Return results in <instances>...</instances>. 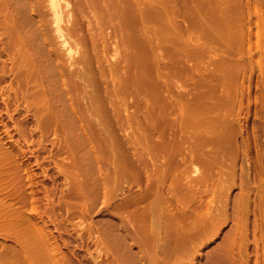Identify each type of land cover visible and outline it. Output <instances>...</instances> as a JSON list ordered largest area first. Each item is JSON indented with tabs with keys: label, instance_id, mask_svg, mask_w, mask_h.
I'll return each instance as SVG.
<instances>
[{
	"label": "rangeland",
	"instance_id": "obj_1",
	"mask_svg": "<svg viewBox=\"0 0 264 264\" xmlns=\"http://www.w3.org/2000/svg\"><path fill=\"white\" fill-rule=\"evenodd\" d=\"M1 1H4V0H0V9L3 10L2 6L7 3H8V6L7 5L5 6H7V8L11 7V9L10 11H9V8L8 9L6 8L5 10V6H4L3 12L4 11L5 12L2 13V10L0 12V16H1L0 17V169H1V172H3V173H0L1 174L0 186H3L5 188V190H3V187H0L2 189L1 190L2 192L5 191L3 193L0 191V196L3 194L2 196L4 197V195H6L7 193L6 195L7 197L5 200L9 199L8 203L7 204L5 203L3 205V201L1 200L3 199V197L0 198V201L2 202V203L0 202V245L2 247L4 246L2 244L7 243L4 247H2L3 249L0 248V251L5 250L6 253L9 254V256L8 255L6 256L4 251L1 252L0 257L1 258L3 257V259H0V263L1 261L2 262L5 261L1 264H8L7 262H9L10 264V262L12 261L11 264H19V263L27 264L28 263L27 260L29 259L30 264H31L32 263L31 260L35 259V261H33L32 264H40L41 263L40 255H42V252L40 249H41L42 244L41 243H40L41 245L38 244L39 239L41 238L37 239V241H36V238H38L41 233L40 228L44 227L45 230L49 229L48 232L49 234H51L49 236L54 237V238H51L53 243L55 241L58 244V246H60V248L62 247L61 249L63 250L60 249L61 252L59 253L61 254L62 252H64L67 254L66 261L70 262V264H151V263L153 264L155 262V258H156V262H155L156 264H264V213H263L264 212V209H263L264 200H262L264 197V0H185V2L183 0H180V1L175 0V2L174 0H169V2L171 1L174 6L176 4L178 5L179 8L177 9H174L177 5L174 7L170 5L171 2L170 3L167 2L169 4L168 6L167 3L161 2L163 0H161L160 2L163 3L164 6L165 4H167L166 8L163 7L161 4H158L160 3L158 2L159 0H156L157 3L155 0H148V2H144L145 0L144 1L140 0V3L143 2V4L141 5L142 8H144V5L146 6L145 7L146 10H144L145 9L144 8L143 12H146L150 15L145 18L146 13H143L144 15L143 23L145 27L143 23H138L140 25H137L138 30H139L138 34H140V36L139 35L138 36L140 38L138 37L139 40L138 41L136 40V41L137 42L141 41V43H138V44L142 45V42L145 39L144 41L145 46L143 45L144 46L143 47L144 49L142 50L143 52L140 50V52L143 53V55L141 53L140 55H142L144 59H140V61L142 60L141 62L142 64H140L142 68H139V73L141 75L140 76L141 82H140L139 88L141 89L139 88H138L139 90L136 89L135 91L136 93H133L135 89L133 87L135 86L132 81L133 78L131 77L132 74L134 73L133 66L132 68H130L129 67L130 63L127 64L128 60L130 61V59H132V55L131 57L127 58L128 56H130L129 54L131 51H129V48H127V51L125 52L126 47H129V46L133 47V45L136 43L135 39L137 38L136 34L134 33V29L137 28V26L133 25L132 28L131 27L129 28V24L132 25L131 22L134 21V20H131V18H133V12L131 11L132 10L131 2L133 4L132 0H130V2H127V5H129V7L127 8L128 9L127 11L130 10L131 13L130 14L129 12L126 13V16H127L126 20L128 21L130 15L131 17H130V23L128 24L129 22L128 21L127 25L125 26V30L127 28L129 32L127 33V30H126L124 32L122 31V33L120 34L118 33L119 32L118 30L116 32V29H114L117 21L119 20L118 18L115 17V19H117L115 22V20L109 19L112 16L109 17L105 21L107 24L106 23L102 24L105 26L104 29H101L103 26L101 24H100L101 28L99 25H98L99 27L97 26V20L99 24V19H97V17L95 18L96 15L93 10V7L91 8L92 5L89 4L90 7L88 6V8L85 5V3H87L88 5V2H86V0H80V2L78 0H69V1L61 0V2L65 1L63 4H61V6L63 5L62 9H64L63 14L61 15L62 20H60V25L61 24L63 25V27L62 25L61 27L63 29L65 28L64 30H66L73 23L74 25L72 24L73 27L72 28L70 27V29L73 30L74 27L75 29L78 28L77 29L78 31L75 30L76 33L72 31V33L75 34L74 36H78L79 32L80 34L82 33V34H87V35L92 33L91 34V37L93 36L92 39L94 38L97 39V40L94 39L93 41L96 40L98 42V46L95 45L97 44L96 41L94 42V45H92L93 41L92 39H89L90 35L87 36V39L86 38L84 39L83 37L84 36L86 37V35L79 34L80 36H83L81 37L82 41L83 42L84 40L86 41V44L83 45L81 38L79 39L78 37L80 41L78 39L77 40L79 42L77 40L75 41L70 38L72 36L71 34V36L69 37L70 38L69 41L70 43L72 42L73 44L75 41V44H74L75 46L72 43L69 45L70 46L72 45L71 47L75 49L77 47L76 49L77 51L74 50L73 52L71 50L72 52L70 53L67 50V46L65 48V46L61 45L60 43L61 42L60 38L55 29L56 27L54 26L56 22H54L53 19L55 18L54 16H51L52 9L50 8L49 4L48 5L45 4V3H49L47 0H42L43 2L46 1L44 3H41L42 2L41 0L40 2L37 1L36 4H39V5H32V3L35 4L36 0L35 1L30 0V2H32L30 3L31 9L29 7L30 5H28V0L27 1L22 0L23 7L20 5L21 0H19L20 2L16 1V3L14 0H11V3L14 2V5L13 3L12 4L10 3L11 6L8 2L10 0L8 1L5 0L4 3H2ZM151 1L153 2V4ZM17 2L19 5L17 4ZM25 2H27V4ZM81 2L83 3L84 7L87 8V10L83 6L81 8V5H82ZM40 3H41V6H40ZM145 3H148V7H147V4ZM155 3H156L155 5L156 8H158V5L159 7H163V9L165 8L166 10H168V7L169 8L171 7L169 11L173 10V14L175 15L173 16L175 18H173L171 16L172 14H170V12L172 13V11L169 12L170 14L169 17H172L173 21L175 19L176 22L175 21L174 22L177 24L176 26L178 28L177 31L183 32V34H180V33L178 34L181 37L184 35L183 38L179 37V35L174 34L175 32L177 33V31H176V28L175 27L173 28L172 26L173 21L171 20V18L169 19L167 17L168 11L166 13V10H164V13H163V10H162V12H160V15H161L160 17H159V14H156L158 11L155 13V8H154ZM151 4L153 6H151ZM24 5L25 6L27 5L26 8ZM18 6H21L19 7V10L17 9ZM33 6L35 7L39 6L41 8L40 10L41 12L43 11L42 9L45 8L43 14L38 10L39 7H37L36 10L33 11L35 9ZM15 8L20 12H18L17 10L15 11ZM152 9L154 10V13H152L153 12ZM158 9L159 11H161L160 10L161 8H158ZM11 10L14 12H12ZM37 11H39V13ZM45 11L46 13L48 11L47 15H44L46 14ZM11 12L13 13V16H9V14L12 15ZM16 12L18 13V16ZM24 12L25 14H23ZM33 12L36 13V15ZM14 13H16L15 16L17 17L21 16L22 14L26 16L25 18L24 17L15 18ZM19 13L21 14L19 15ZM37 13L38 15L42 14L41 16L44 15L45 19L46 20L49 19V21H46L45 19H43L44 17L41 18L40 16H37ZM162 13L163 15H165L166 13V15L164 16V19L162 18L163 17ZM5 14H8V15H5ZM31 15H32V18H31ZM34 15H35V20H34ZM3 16H6V17L8 16L9 18L8 17L7 18L9 20L11 19L10 20L11 22L16 21L15 22L16 24L13 22L14 23L13 25L11 22L6 21L7 18L6 17L4 18ZM11 17H13L15 20H12L13 18ZM165 17L169 19V20L167 19V22L169 21L170 24L164 22L166 21ZM67 18L70 20L68 21ZM16 19H18V21ZM19 19L21 20L19 21ZM37 19L41 21V23ZM40 19H42L43 21L45 20L47 22L46 23L47 25L45 24V21L43 23V21ZM111 19H114V18L112 17ZM31 20H34L33 23ZM51 20L53 21L51 22ZM161 20H164L163 22L166 23V25L164 24L165 26L167 25L169 26V27L167 26V31L166 30L161 31L163 30L162 27L166 29V27L161 25L163 24ZM28 21L30 22L27 27ZM35 21L39 22L40 26L37 24L39 29L41 28V26L43 27L46 26L44 29L45 32L44 30H41L43 29V27L40 29V31L39 29L37 30L36 23L38 22H35ZM18 22H20L21 24L20 23L18 24ZM90 22L92 24L95 23L96 27L98 28L94 27L95 24L92 27ZM22 23H23V26H22ZM12 26L13 28L16 27V29H17V26L18 28L19 26H22V28H19V30L21 29L22 33L20 32L21 33L20 34L19 30L12 29ZM33 26L36 29L37 33L38 32H40V34L46 33L45 35L44 34L39 35L38 33L40 37L42 36L41 39L38 36L39 42H38V38L36 35L37 33L35 31H34V35L36 37L32 36L33 30H34ZM139 26L147 29L145 33L143 32V30L145 29L141 28L142 29L141 31L144 33V35L142 32L140 33ZM170 26H172V30L170 29L171 28ZM23 28H25L24 32H23ZM168 28L170 29L171 32H173V29H174L175 32L173 34L176 35L175 38L178 36L179 38L177 39L181 40L180 42H178V40L174 38L173 41L175 42V44L178 45V44H182L186 42L185 44H188V46L184 44H183L184 46L180 45L178 49H181V50H177V48H175L176 45L172 44L174 43L172 42V36L174 37V35L171 32L170 33L172 35L168 34L169 32ZM180 28L181 29L184 28L185 31L183 30L180 31L179 30ZM10 29L12 33L10 32ZM187 29L189 30L187 31ZM15 31L18 32L20 36L16 34ZM29 31L31 34L29 33ZM159 32L160 33L162 32V33L160 34ZM163 32L164 33L167 32L168 36L166 35L164 36ZM184 32L189 36L184 34ZM187 32H189L190 34H188ZM110 33H114L115 36L119 34L120 37L123 35V33H125V35L126 33L130 35L133 33L135 34L134 35L135 38H133L134 42H132L133 40L131 38V36L133 35L132 34L131 36L127 35V39H125L127 42L126 43L127 46L125 45V42H124L125 40L121 41L120 37L119 39L117 38V43L115 44L116 42L115 38L118 37V35L115 37L114 35H111ZM146 34L148 35V37ZM157 34L161 35V36L158 35L160 39H157L159 38L157 37ZM21 35H24L29 41H27L25 37L22 38ZM102 35H106V36H102ZM185 35L187 37H185ZM18 37L20 38L18 39ZM49 37L52 38V41L54 43L52 41H49L51 40ZM102 37H105L104 39L107 38V40L105 41L106 43L105 42L102 43V40H101L103 39ZM129 37L130 39H132L131 41L130 39L128 41ZM31 39H33V41H36L38 44L37 43L35 44H37L38 46L35 45ZM150 39L153 42V44L156 45L155 48H154V45H151V42L149 41ZM184 39H186V41ZM13 40L14 42L16 40V42L15 43L13 42L11 44V41ZM40 41L42 42V44H39L41 43ZM45 41L51 42L52 44L49 43L50 46L51 45L53 47L55 46L53 48L54 53L58 55L60 54L59 56L55 55V57L58 59V61L60 60L64 62L65 65L64 64L61 65L60 61L58 63L57 59L53 56L54 53H52V56L56 59V62L58 64H56V62L54 61L55 59L52 56L51 57L48 56V58L50 57V59L46 57L47 55H50L49 50L52 47L49 48V46L45 44L46 43ZM227 41H230V43L232 42L231 44H234V45H230V44L228 45ZM24 42L27 45L24 44ZM118 42H124L125 46L123 45V43H121L123 45L122 47V45ZM129 42H132V43H129ZM148 42H150V44H147ZM29 43L31 44V46H35V47L33 48L30 47ZM43 43L46 46H48L49 50L45 49L46 46H44ZM76 43H81V44H79L78 46V44ZM128 43H129V46H128ZM13 44H16V45L14 46ZM166 44L168 46H166ZM85 45L86 47H84ZM169 45L172 49L169 47ZM93 46L94 48L97 47L95 51L91 49V47ZM163 46L165 47V49L169 47L172 51L176 49L175 52L177 51L178 53L180 51L183 52V50L185 52L183 53L181 52L182 55L178 54L177 52L174 54V52H172L171 50L167 52V49L165 52V50H163L164 48ZM200 46L202 47L200 48ZM37 47L41 49L39 50V48ZM131 47H130V50L132 49ZM181 47L183 48V50ZM29 48H31L30 49L31 52L28 51ZM14 49H15V52H14ZM18 50L20 52H18ZM35 50L36 51L38 50V51L36 52ZM41 50L44 51V54H43V51ZM10 51H12L13 53ZM40 51L43 55L44 60L42 59V55ZM66 51L69 53V55L68 53H66ZM87 51L92 56H90L87 53ZM128 51L129 53H127ZM23 52L26 55H24ZM45 52L48 53L46 56H44L46 54ZM84 52L85 54L87 53L90 57H92V59H94L93 56L95 55L94 57L100 58V60L98 61V59L97 60L95 59L98 62H95L94 60H92V62L94 61L92 65L90 64L91 58L87 55V58H90V60L86 59L85 58L86 55L83 54ZM124 52L127 53L125 55H128V56L125 57ZM16 53H17V56H16ZM12 54H15V55L12 56ZM29 54H35V55H29ZM70 54L72 55V57H70ZM176 54L178 55L175 56ZM81 55H85L84 56L85 61L89 62V67L87 66L88 63L87 62H86L87 64L85 63L86 68L87 67L90 68L91 66H94V64L96 65L95 67L99 65L98 66L99 69L105 68V70H101L103 72L102 73L103 75L100 74L101 71L98 68L97 70L95 67L92 69L96 73V75L90 69L91 70L90 73H93V78L95 77L93 80V83L92 81H90L92 79V74L85 71L88 68L87 69L85 68V65L83 64L84 61L83 63L77 62L78 61L77 58L84 59L83 56ZM179 55L181 59L183 60V63ZM219 55L222 56V59ZM35 56L37 57L34 59L33 57ZM40 56L42 60L40 59ZM58 57H61V58H58ZM176 57L177 59L179 58L178 61H181V63L179 62V65H178V62L176 61L177 59L174 60V58ZM217 57L220 60H218ZM51 58L53 61L51 60ZM169 58L171 59L169 61L167 60L168 62L166 63H171L169 64L170 67L168 64L167 66L166 63H164L165 60ZM223 58L225 60H223ZM74 59L75 60L77 59V60L75 61ZM116 59L117 60L119 59L118 63L120 65L116 62L117 61ZM46 60L47 62L44 63V61ZM48 60L50 62L49 64L50 67L47 66ZM39 61L41 62L39 63ZM69 61L71 64L69 63ZM73 61H75L77 64H75V62ZM37 62L39 63V65ZM112 62L113 63L116 62L115 65L117 69L118 70L120 69V71L118 70L116 71L118 72L119 75H114L115 77L117 76L116 78L113 76L115 83L113 81L111 83L112 76L110 74L111 73L112 75L115 74L113 72H115L116 70L115 69L116 67H115L114 68L115 70L113 71L114 64ZM33 63L34 65L32 66ZM78 63H80L81 65ZM96 63H99V64H96ZM217 63H220V64H217ZM20 64L24 67H22ZM40 64L42 65L40 66ZM72 64H74V67H72L73 66ZM82 64L84 65V67H82L83 66ZM100 64H101V67L102 65L104 67L101 68ZM123 64L124 66L125 64L128 65V67L130 68L129 69L130 72H127L129 71L128 69H126L128 67L125 66L126 67L125 68ZM181 64H183V68ZM191 64H192V67L193 65L195 66L194 70H197L198 72L197 74H196V71H194L193 68L190 67ZM229 64H231V66ZM53 65H58V67H55L54 69L56 68L59 69V66L61 67L64 65L65 66V67L63 66L64 69L63 67L61 68L66 74H62L63 71L60 72L61 71V68H60L59 70L61 74V78H60V75H58L59 74L58 71H57L58 74L54 73L56 72V70H53ZM109 65L111 67H109ZM118 66L120 68H118ZM159 66H162V67H159ZM196 66H197V69H195ZM233 66H235V68ZM35 67H37V69ZM39 67L40 69H38ZM45 67L47 68L49 67L50 69L48 68L49 70H46L47 68ZM75 67H77V70L76 69L75 70L78 75L80 72L79 69H82L83 71V69L85 68L84 71L86 73L84 71L83 72L81 71V73L90 74L91 77L88 75L90 80L88 79L87 82L79 81L78 75L77 74L75 75L76 72L74 69H72L74 70V75L77 77L75 78V76L73 75V71H70L71 68H75ZM173 67H174V70L172 69L171 70L172 72L170 70L168 71V73L166 72L168 68L170 69ZM227 67L230 69H227ZM232 67L234 69V72H233ZM175 68H176V71H175ZM188 68L189 70L192 68L191 72L193 75L195 73L194 76L196 78L198 77L196 75H199V74H202V76L209 75L210 78L206 76L207 78L210 79L209 82L207 83L208 79L204 78L205 76L203 77L199 76L198 79H200L201 82H199L198 79L194 78L196 81L198 80L197 82L195 81V83H197L198 85H195V83H193L194 76L193 75L191 76V72L189 70H186L187 74H185L186 71L184 70ZM31 69L33 70V73ZM65 69H68V71ZM159 69H161L160 71L162 70L164 71L158 72ZM180 69L181 71H179ZM50 70L51 72L49 73ZM90 70L88 69V71ZM95 70L99 71V73L96 72ZM131 70L133 71L132 74H131ZM228 70L229 71L231 70L233 73H230L231 71L229 72ZM52 71L55 75H58L59 77L55 76L52 73ZM209 71L211 72V74H209L210 73ZM22 72H24L25 75ZM69 72H71L72 76L74 77H71ZM119 72H121V75L123 74L125 77L131 74L130 75L131 78H128L129 76L126 78H123V75L121 77ZM122 72H124L126 75ZM163 72H166L167 75L165 73L163 75ZM127 73H130V74L127 75ZM158 73H160L163 76L158 77L159 76ZM170 73H173V75H171ZM214 73L215 75H213ZM30 74L33 75L34 77H37L39 75L37 77L39 78L38 81H37V78L29 76ZM45 74H47L51 78L47 77V75ZM49 74H52V75L50 76ZM22 75H23V78L25 77L24 78L25 81L24 79H22ZM62 75L63 76L67 75L68 77L67 76L63 77ZM101 75H102V80L100 78ZM165 75L167 77L169 76V79L166 77L168 79L167 81H169L171 78V82L170 81L166 82V78L165 80L164 78H162ZM19 76H21V78ZM96 76L99 77V80L98 78L96 79ZM119 76L122 79V81H125V80L128 82L130 81L129 82L130 84L132 82L131 87L128 86L129 84L128 82H127L128 84L126 83V81L122 82L120 78H118ZM213 76L214 77L216 76V79L213 78ZM62 77H63V80L65 79L66 81L65 85L66 87L68 85V88H65V85H63L65 81L63 82ZM65 77L68 78V80L70 81L69 84H71L70 85L71 89L69 87L68 80ZM223 77H226V78H223ZM231 77L232 78L234 77L233 78L234 80H232ZM30 78H32L33 80H31ZM117 78L122 82L120 83L121 84L120 87L122 86L123 88H125L126 90L125 92L122 87H121L122 89L121 88L118 89L119 87L118 80H116L117 84L115 81V79ZM145 78H147L145 80L146 82H149V81L151 82L146 84L143 81ZM227 78L230 81H228ZM45 79H49V81L46 82ZM53 79H54V82H53ZM59 79L62 81L58 82L57 80ZM162 79H163V82L165 83L162 82ZM204 79H207V80H204ZM73 80L77 81L76 83L79 85L81 83L80 86L82 87L78 86ZM39 81L41 82V84ZM71 81L73 83H71ZM98 81H100L101 83ZM106 81L108 82L107 84L105 83ZM23 82L24 83L26 82V83L24 84ZM37 82L39 83L37 84ZM56 82L58 83L56 84ZM61 82H63L62 86L65 89H67L68 92L71 90L70 91L71 94L70 93L68 94L65 90L63 91L64 89L63 87H60L61 89L59 88V86H61ZM155 82H157V84L159 83L160 84L155 87L154 86ZM54 83L56 84L55 85L56 88H54ZM88 83H92L93 85H96L97 87H91L92 85L91 86L89 85V86L94 89L97 88L95 89V91L99 93L94 94L93 92L95 91L90 90L91 88L88 87L87 85ZM168 83L170 85L172 83L174 88L171 86L168 87L169 86ZM82 84L83 85L86 84V85L83 86ZM124 84L125 85L127 84V88L126 86H124ZM144 84L145 86L152 84L151 87L152 88L155 87L154 90L149 87V91L154 92L155 90H157V88H158V91L157 92L155 91L154 94H151L152 92H150V94L148 93L146 94V91L148 90V86L146 89V87L143 86ZM38 85L40 86L38 87ZM51 85H53V87ZM164 85H167L168 87L167 90H166L167 87H165ZM45 87L48 88V91L50 89V91L49 92L46 91L47 88L45 89ZM235 87L239 89V91L235 89ZM51 88H54L55 90L54 89L52 90ZM159 88H161V90L163 91H160ZM229 88L232 92H234V95L229 96V93L231 92L230 90H228ZM232 88H234V90H232ZM58 89L61 91H57ZM130 89H131V92H130ZM174 89L175 91H173ZM51 90L53 91V93L57 92L56 93L57 97L55 96L56 94H52V98L55 97L57 101H55L56 99L52 100L51 98H49L51 97V93H52ZM81 90L84 93H86V90H88L87 93L85 94V97L87 96L88 99L95 97V96L92 97L91 94H90L91 97H88V93L97 95L98 100L96 99L97 96L93 98L94 100L96 99L98 101L97 102L95 100L97 104L95 101L91 102V99L89 101L87 98H85ZM105 90H106V93L108 94L110 92H112V94L116 93L115 94L116 96H113V98L111 99L112 97L111 94H109L110 95L109 97L108 94L104 93ZM62 91L64 93V97L62 96L61 98L60 96L63 94ZM138 91L139 92L141 91V94ZM159 91L161 92V94ZM182 91L184 92L183 94H182ZM65 92L68 94L69 98L65 97L67 96ZM101 92L103 93V96L106 95L105 96L106 98L105 97L102 98L103 96H101L102 94ZM46 93H47V96H46ZM118 93H120L121 95ZM138 93L140 94V98H138L139 96H137ZM165 93H168V94H165ZM199 93L203 94V95L201 94L202 97L199 96L200 95ZM99 94H100V97H99ZM133 94L136 95L137 97L133 96ZM179 94L180 96H178ZM197 94L199 97L198 96L196 97ZM166 95H168L169 97L173 95L174 96L169 98V97H166ZM58 96L61 100L58 98ZM108 97L112 100L113 103L110 102ZM179 97H182V101H179L181 99ZM44 98L47 103L48 102L50 103L51 101L53 105L50 106L51 103L47 104L46 102H43ZM64 98H68L69 100L68 106L66 104L67 102L62 103V101L63 102L67 101V100H63ZM81 98H85V101L84 99H81ZM136 98L139 100L137 101ZM166 98L168 101L162 102L164 101V99L166 100ZM183 98H186V99L184 100ZM102 99L103 100L105 99L104 100L105 102ZM140 99L142 102L140 101ZM169 99L172 101H170ZM173 99L174 101L176 100V102L179 101V104L174 103ZM82 100L84 101L83 104H86L87 107L89 106V111H90L89 114H88L89 111L87 110V107L83 106ZM99 100L100 101L102 100L103 104ZM115 101L118 103V105ZM169 101L173 104L169 103ZM183 101H185L184 102L185 104L183 105L184 107L182 106L183 103H181ZM40 102H41V105H40ZM86 102L90 103L91 105H87ZM93 102L94 104L99 105L100 108H102V106L105 105L103 107L104 109L106 108L105 110L103 108L102 109L98 108L99 110L97 109V111H99L100 113L101 112L105 113L106 111H109L110 108L112 109L109 111L110 113L107 112L108 114L103 113L104 117L103 116L101 117L100 114H98L100 116H95L93 114L94 113L93 108L91 109ZM166 102L169 104H167ZM108 103L110 104V107H106V106H109ZM155 103L156 104L158 103V105L156 106ZM113 104L116 107V109L118 107L119 111L121 112L119 113L121 116L117 114L116 112L118 109L113 111V109H115ZM139 104H141L140 111H139L140 107H138ZM64 105L67 107L69 106L71 107H69V109L66 107V109L63 110L62 108L65 107ZM133 105H136V107L135 106L133 107ZM159 105L160 106L162 105V107L160 108ZM168 105L170 107H167ZM179 105H181L183 109ZM57 106H61V107L58 109ZM158 106L159 108H157ZM53 107H55V109ZM83 107H86V108L84 109ZM153 107L154 109H152ZM43 108L47 110L45 111ZM71 108L73 110H71ZM133 108L134 109L136 108V109L133 110ZM162 108L166 110L163 111ZM167 108H170V110L169 109L167 110ZM175 108H177V112ZM81 109L84 111V113ZM151 109L154 111L152 112ZM159 109H161L160 111H163V112H160ZM39 110H41L43 113L45 111V114H43ZM149 110L151 112L150 114H148ZM91 111L93 115L91 114ZM112 111L113 113L114 112L116 113L117 120L114 119L113 115H115V113L113 114ZM135 111H137L136 113L141 116H137L135 114ZM46 112L47 113L49 112V113L47 114ZM146 112L147 114H145ZM132 113H134V115ZM129 114L131 116H129ZM40 115H46V116H43L42 118V116L40 117ZM87 115L88 116L90 115V116L88 117ZM106 115L109 116V118H107L108 120L106 119L107 117ZM110 116H112L113 119ZM90 117H92V119ZM93 117L94 118L99 117V119L98 118L94 119ZM130 117H136V118L138 117V118L137 119L135 118L136 119L135 120ZM38 118H40L42 121L39 122ZM103 119L104 121L110 122L111 124H112L111 120H113V126H115L116 129L115 128H113L114 130L110 129L112 128V125L110 123L109 124L107 123L108 125L106 124L105 126L104 125L105 122L102 121ZM138 119H140L139 122H141L140 123L141 126L139 125V123H136L138 122L137 121ZM99 120H101V122ZM97 121L98 123L103 122L102 125L107 127L109 131L104 132L103 129H107V128L99 124L100 126H102L101 129L104 127L102 129L103 131L102 133V131L99 129L100 126L98 125V123L96 124ZM225 121L226 123L228 122V124L226 123L225 124L229 125L230 127L225 126V125L224 126L220 125V123L222 124ZM114 122L116 123L114 124ZM217 123H219V126ZM216 124H217L216 127H219V128L215 127ZM133 125H137V126L135 127ZM96 128L99 129L98 130L99 132L97 131ZM225 128L228 130H226ZM215 129L216 130L219 129V131H221V129H223V131L225 130L228 133L226 134L229 135L230 139L228 137H224L225 135L223 134H225L224 133L225 131L224 132L221 131L218 133V131L215 132ZM115 130L116 132H113ZM211 132H213L215 135L216 134L219 135V137L221 133V137L219 138L216 135L217 136L216 138V136L212 134ZM102 134H104L106 137H104V135ZM110 135H112L111 136L112 140L110 139ZM183 136H186L187 139H183L185 138ZM208 136H209V139L205 138ZM180 137L182 139H178ZM192 137L194 140L191 139ZM222 137H224V139ZM107 138L110 141L109 140L107 141L106 140ZM227 138L231 140L229 141L230 143L226 140ZM205 139L210 140V141L208 142ZM215 139L216 141H220L221 139H222V142L226 141L227 143L226 145L228 146L229 144V147H226V149L224 148L225 145L221 147L220 144L222 142L216 143V141H214ZM179 140H180V143H179ZM105 141L108 142V145H111V144L113 145L114 143V146L113 147L111 146L112 148H110L111 151H109L110 146L107 147V143ZM176 141L178 143H176ZM213 142H215L216 144L219 143L218 145L222 149H224V151L227 150L228 153L226 151H225L226 153H223L224 151H221L222 149L218 147V145L216 146L215 143ZM193 144L195 145L193 146ZM221 145H223V143ZM142 148L144 151L142 150ZM182 148L185 150H183ZM189 148L190 150H192L191 152H193L194 150L193 153L195 154L193 155L195 156H193L192 154L190 155L191 152H189L190 151L188 150ZM177 149L179 150L177 151ZM180 149H182L183 152ZM216 149L217 150L220 149V152H218ZM146 150H148L149 152ZM111 152H112L111 154L112 156L110 155ZM216 152L217 154L221 156V158L219 155L216 154ZM113 153L117 154V157H116L117 161L115 158L116 154H113ZM188 155L193 156L195 158L189 157ZM205 155H207V157ZM216 156H217V159H216ZM209 157H211V159H213L214 161L210 160ZM223 157H225V159H223ZM118 160L122 162L123 164L119 163ZM176 160H177V163L179 162L181 165L176 164ZM179 160L180 161L182 160L183 162H180ZM206 162H208V165H210L209 171H208L209 168H208V165H206ZM113 163H115L114 166H112ZM222 163H224L223 166L221 165ZM160 165H162V167ZM15 168H17L18 170ZM114 168L115 170L116 169L117 170L115 171ZM120 168H121V171H120ZM228 168H230L229 169L230 171L227 170ZM111 170H113L114 172ZM15 171H18L19 174H13V173H17ZM241 171L243 172V174ZM131 172H134V173H131ZM145 172L146 174H144ZM234 172L237 174L236 176L233 175L234 176L233 178L231 177L230 174ZM240 172L242 175L239 174ZM111 173H113V175ZM210 173L211 174L213 173V175H211ZM244 173H246L245 176H244ZM247 174L253 179H251ZM210 175L211 176L217 175L218 177L215 176L216 178L215 177L214 178L218 182L215 181L213 177H210ZM224 175H227L228 177ZM239 175H241V177ZM16 176H18V178H16L18 179V181L16 180L15 182H11L14 184L18 183L16 185V188H14L15 186L12 185L10 181H14L13 177L15 179ZM206 177H208V179ZM229 177L231 178V180ZM235 177H237L238 179ZM242 177L243 178L247 177V178H245L246 179L245 180ZM163 179H165L166 181ZM234 179L235 180L237 179L236 182ZM19 180L24 183L22 184V186H20L21 184L19 185V183H21ZM161 181H163L164 185L161 184ZM211 181L212 182L214 181L215 184L212 183L210 185ZM226 181H230V182H226ZM231 181H234V182H231ZM206 182L209 185L206 184ZM154 183H156L154 186L155 188L157 187V183H158V186L160 187L163 186L162 188L165 191L162 190V188L160 187L159 189L155 190V188L153 187ZM219 183L220 185H218ZM222 183L224 184V186ZM230 183L231 184L234 183V184L230 185ZM204 184L207 185L206 188L204 187L205 186ZM237 184L238 185L240 184L244 190H242V188H240V185L238 186ZM256 184L259 185V188L257 187ZM18 185L19 187H21V189H24L27 192L24 193L18 187ZM212 185L214 186L212 187ZM216 185L218 188L216 187ZM226 185H227V188H226ZM255 185L257 188L255 187ZM23 186L25 187L22 188ZM208 186H211L209 187L210 189H208ZM248 186H253V187H250V189H248L249 188ZM17 188L21 192H23L24 195L22 194L23 195L22 196L20 192V196L21 198L23 197L24 199L22 198L21 200L20 196L17 197L19 195ZM252 188L254 189L252 190ZM14 189L17 190L16 195H14L17 197V198L15 197L16 200L10 194ZM72 189L73 191H71ZM147 189L150 192H148ZM238 189H241V190H238ZM255 189L257 190L256 193L253 192ZM228 190L230 193L228 192ZM245 190H246V193H249V191L252 192V193L250 192L249 194V195L252 194L250 196L251 203L250 202L248 203L249 204L248 207L250 208V211L248 208L249 212L248 211L245 212L244 211L245 209H243L245 205L247 206V202L246 201L241 202V200L243 201L242 199L243 196L246 194ZM29 191H31L30 195L28 193ZM140 191H142L144 194L147 192L148 193L147 195L143 196V193H141ZM32 192L35 193V195L33 194L34 196H32ZM151 192L154 193L153 197H152L153 193ZM157 192H159L158 195L156 194ZM207 192L208 193L210 192L209 194L211 196H209ZM236 192H237V195L239 194L238 195L239 197L236 195ZM240 193H244V194H241L242 197ZM25 194L26 195L28 194L30 197L28 196L25 198L26 196ZM160 195L162 198L159 197ZM228 195L230 198L232 197L234 199L231 198V201H230ZM235 195L239 199L234 197ZM254 195L256 196L254 198L255 201L252 198V196ZM259 195L262 197H260ZM207 196L209 197V200ZM32 198H34L35 200ZM134 199H137L138 202L137 200L135 201ZM211 199L212 200L214 199V202ZM236 199H237V203L235 202ZM33 200L37 204H35ZM12 201L13 203H10ZM16 201L18 203L20 201H23L24 205L23 203L20 202L21 205L23 206H21L20 203H19V206L22 207L25 211H28L30 215L27 214L28 212L24 214L27 215V217H30L32 220L30 218L28 219L30 221H33L35 224L38 222L37 226L33 228L32 227L33 222L28 221V223L26 224L27 226L30 225V223L32 224L30 225L32 228L26 227V229L28 228L27 229L28 234H27V231H24L25 230L24 226H19V225H25V223L23 224V221L27 217L24 215V217L26 218L22 219V216H23L22 213L25 211L23 209L21 210V208L17 206L18 203ZM28 201L29 202L31 201V203H29ZM238 201H240L239 203L241 204L244 203L243 207L241 204L239 207ZM254 202H256V204L258 203V205L256 206V204H252ZM15 203L17 205H15ZM209 203L211 206L209 205ZM232 203L234 204L233 207H232L233 205ZM29 204H32L33 207ZM205 204H208V205L205 206ZM6 205H7L6 209H3V207L5 208ZM81 205H82V208H85V209L82 210ZM134 205L136 206L135 208L136 212L134 210L131 211ZM236 205L238 207L234 210V207H236ZM259 205L261 206L259 207ZM35 206H37L38 209ZM151 206H153V210L155 211V213L146 214L143 217V214H145L146 212L150 213L152 209ZM14 207H17V208H14ZM10 208L11 209L14 208L17 210L19 209L22 212L18 211V214H16L17 212L12 211ZM25 208L28 210H26ZM220 208L221 209L223 208V211H221ZM29 209H32V210L29 211ZM139 209L141 211L138 212ZM147 209H149V211ZM1 210L3 211L1 212ZM219 210L221 212H218ZM10 211L12 212V214H16V215L15 216L12 215ZM195 211L197 213H195ZM237 211H240L241 214L237 213ZM4 212L6 215L9 214L8 216H9V219L11 218L10 220L8 219V216L6 218V215L4 214ZM207 212H209V214ZM244 212L245 214H242ZM135 213L137 216H134ZM10 215H12L13 219L15 217L17 218L19 217L20 220H17V218H15L14 221L16 222L17 220V222H19L20 224H18L17 222L14 223L13 221L10 222L12 220V217ZM8 222L12 223V225ZM25 222H27V220ZM207 222H209L210 224ZM206 223L209 225V227L206 226L207 225ZM3 224H5L6 226ZM7 224L9 227L7 226ZM18 226L23 228V230L20 229L19 231ZM6 227L8 229L12 228V229H9L10 230L9 233L11 232L10 233L11 235L9 236L7 235L9 233ZM2 228L3 229L5 228L6 230L5 233L9 237L8 239H6L7 236L3 238L4 233H3ZM36 229H38V231ZM12 230L15 231L16 233L14 232L13 234ZM22 231H24L23 234H25L26 232V235H25L26 237H24V235L21 233ZM195 231L197 234L195 233ZM36 233L39 235H37ZM191 233L194 234V237L192 239L186 240L187 235ZM179 234H180V237L181 235L183 236L182 241L180 240L181 239L180 237L178 238ZM17 235L19 238L21 236L22 237L21 239L23 238L26 239L28 235H31L28 238L30 240L33 239L35 241V244H34L35 247L36 245L37 247H39L38 245H40L39 247L40 249L37 247H36L37 249H34L31 247L32 250L31 249L30 250L32 251V253L30 250H27L28 252L23 253L21 250V242L19 241V239L11 240V238L15 236L17 237ZM185 235L186 237L184 239ZM41 236L42 235H40V237ZM55 237H56V240H55ZM144 237L146 238L144 239ZM149 237L150 239L147 240V238ZM57 239L60 242V244L57 242ZM183 239L185 242H183ZM30 240H28V242ZM33 240H31L30 243ZM41 242L44 244V240H42ZM12 244L17 245L16 247L15 245H13L15 249L12 248L13 247ZM180 244L182 245L180 246ZM9 245L12 247H6ZM175 245H177V247L180 246V248L178 247L179 249H176ZM30 246L32 245L30 244L29 247ZM168 251L171 252V254ZM9 252H12V253H9ZM21 253L23 254L20 256ZM28 253H30V255H28ZM33 253L36 254L35 257ZM10 254H11V257H10ZM163 254L165 255L167 254V256H165L164 258L161 256ZM4 255L6 258L4 257ZM23 255L25 258L23 257ZM15 256H18V259L17 257L15 258ZM29 256L31 258H29ZM36 256L38 257V259ZM4 258L7 260H4ZM11 258L12 259L14 258V259L12 260ZM15 259L17 262H15ZM25 259L27 260L25 261ZM20 260L21 261L23 260L24 263L20 262ZM149 260L151 262H149ZM162 260H165V261H162ZM66 261H63L62 263L67 264L68 262ZM55 263L58 264V262H54V264Z\"/></svg>",
	"mask_w": 264,
	"mask_h": 264
},
{
	"label": "bare ground",
	"instance_id": "obj_2",
	"mask_svg": "<svg viewBox=\"0 0 264 264\" xmlns=\"http://www.w3.org/2000/svg\"><path fill=\"white\" fill-rule=\"evenodd\" d=\"M4 1H5V0H4ZM4 1H1V2L4 3ZM7 1H8V0H7ZM7 1H6V3H7ZM14 1H15V3H16V1H19V0H14ZM26 1H27V0H26ZM31 1H32V0H31ZM33 1H35V0H33ZM37 1L40 2V0H36L35 4H33L32 2H30V0H28V5H30V6H29L30 9H31V4H30V3H32V5H39V4H36ZM41 1H42V0H41ZM47 1H48L49 3H45V4H46V5L49 4L50 8L52 9V10H51V11H52V13H51L52 15H51V16H54L55 19H53V20H54V22H56L55 25H54L56 28H55V27H54V28L56 29V31H57V33H58V36H59L60 41H61V42H60L61 45L65 46V48H66V46H67V50L69 51V53L72 52V51L74 52V50L77 51V50H76L77 47H76V49H75V48L71 47L72 45H71V46L69 45V44L72 43V42L70 43L69 40H70V38H71V39H73V40L76 41V40L78 39V37H79V39H80L81 37H83V36H80L82 33L80 34V32H79V33L77 32V33H78V36H74L75 34H73L72 31H73L74 33H76L75 30H77L78 28L75 29V27H74L73 30H71L70 27H71V28L73 27V26H72L73 23L70 25V27L67 28V29H69V30L66 29L67 31L64 30L65 28H64V29L62 28V27H63L62 24H61L62 27H61V25H60V20H62V19H61V15L63 14V10H64V9H62V6H63V5L61 6V4H63L65 1H64V2H61V0H47ZM67 1H69V0H67ZM67 1H66V2H67ZM78 1L80 2V0H78ZM78 1H77V3H78ZM132 1H133V4H132V2H131V9H132L131 11L133 12V18H131V20H134L133 22H131L132 25L129 24V23H130V17H131V15H130V17H129V19H128L129 22L126 20V19H127V18H126V17H127V16H126V13H128V12H129V14L131 13L130 10L127 11V10H128L127 8L129 7V5H127V2H130V0H86V2H88V5H87V3H85V5L87 6V8H88L89 4L92 5L91 8L93 7V10H94L95 15H96V16H95V15H94V16H95V18L97 17V19H99V24H98V20H97V26H98V25L100 26V24L102 25V24L106 23L105 21H106L109 17H111V16H112L114 19H111L112 17L109 18V19H110V20H115V22H116V20H117V19H115V17L118 18L119 20L117 21V23H116L114 29H116V32H117V30H118V31H119L118 33L120 34V33H122V31L124 32V31L127 30V28H126V30H125V26L127 25V22H128V24H129V28H130V27L132 28L133 25H136V26H137V25H140V24H138V23H143V22H144V20H143V19H144V17H143V16H144L143 13H146V12H143V9H144L146 6L144 5V8H142V6H141V5L143 4L142 1H144V0L141 1L142 3H140V0H132ZM155 1H156V0H155ZM155 1H154V2H155ZM160 1H161V0H159L158 2H160ZM164 1H165V2H164ZM179 1H180V0H179ZM183 1L185 2V0H183ZM8 2H9V4H10V3H11V0L8 1ZM19 2H20V1H19ZM44 2H46V1H44ZM44 2L42 1L41 3H44ZM144 2H148V0H145ZM151 2H152V1H151ZM161 2H163V3H167V2H168V3H170L171 1L169 2V0H168V1H167V0H163V1H161ZM161 2L158 3V4H161L163 7L166 8V5H167L168 3L165 4V6H164L163 3H161ZM174 2H175V0H174ZM2 3H1V4H2ZM12 3H13V5H14V2H12ZM12 3H11V4H12ZM21 3H22V0H21ZM21 3H20V5L23 7V3H22V4H21ZM25 3L27 4V2H25ZM25 3H24V4H25ZM41 3H40V6H41ZM81 3H82V2H81ZM81 3H80V5H81ZM156 3H157V1H156ZM156 3L154 4L155 13L158 11L159 13L157 12L156 14H159V17H160V16H161V15H160V12H162V10H163V13H164V10H166V9H165V8L163 9V7H159V5H158V8H161V9H160L161 11H159V9L155 7ZM176 3H177V2H176ZM176 3H174V4H176ZM178 3H179V2H178ZM11 4H10V6H11ZM17 4H18V2H17ZM45 4H44V6H45ZM67 4H68V3H67ZM67 4H66V6H67ZM145 4H147V7H148V3H145ZM152 4H153V2H152ZM152 4H151V6H153ZM182 4H183V3H182ZM2 5H3V4H2ZM2 5H1V6H2ZM5 5L8 6V3H7V4H4V5L2 6V7H3V10H4V6H5ZM13 5H12V6H13ZM18 5H19V4H18ZM161 5H160V6H161ZM170 5H171V6H174L172 2H171ZM176 5H177V4H176ZM176 5H175V6H176ZM7 6H5V10H6ZM16 6H17V5H16ZM16 6H14V7H16ZM21 6H18L17 9L19 10V7H21ZM24 6H25V5H24ZM26 6H27V5H26ZM26 6H25V8H26ZM42 6H43V4H42ZM82 6L84 7L83 3H82V5H81V8H82ZM168 6H169V4H168ZM175 6H174V7H175ZM2 7H1V8H2ZM29 7H27V8H29ZM33 7L35 8L33 11H35L36 8L39 7V6H37V7L33 6ZM89 7H90V6H89ZM8 8H9V7H8ZM8 8H7V9H8ZM12 8H13V7H12ZM63 8H64V7H63ZM84 8H86V7H84ZM87 8H86V10H87ZM151 8H152V7H151ZM154 8H153V9H154ZM177 8H179L178 5H177L174 9H177ZM10 9H11V7L9 8V11H10ZM17 9L15 8V11H16ZM30 9H28V10H30ZM148 9H149V8H148ZM153 9H152V11H153L152 13H154V10H153ZM156 9H158V10H156ZM169 9H171V7H170V8L168 7V10H166V13H167V11H168V15H167V17H168L169 19L171 18V20H172V17L175 18V17H174L175 15L173 14V10H170V11H172V13H171V12L169 11ZM172 9H173V8H172ZM1 10H2V9H0V12H1ZM3 10H2V13L5 12V11L3 12ZM18 10H17V11H18ZM24 10H25V9H24ZM24 10H23V11H24ZM38 10L40 11L41 8L39 7ZM42 10H43V11H42V12L40 11V12L43 14L45 8L42 9ZM46 10H47V9H46ZM86 10H85V11H86ZM144 10H146V8H145ZM149 10H150V9H149ZM149 10H148V12H149ZM9 11H8V12H9ZM11 11H12V10H11ZM39 11H37V12L39 13ZM67 11H68V10H67ZM82 11H83V9H82ZM85 11H84V12H85ZM126 11H127V12H126ZM177 11H178V10H177ZM6 12H7V11H6ZM12 12H14V11H12ZM12 12H11L12 15L9 14V16H13V13H12ZM18 12H20V11H18ZM169 12H170V14H172V15H171L172 17H169V15H170ZM174 12H175V11H174ZM16 13H17V12H16ZM16 13H14V16L16 15ZM31 13H32V11H31ZM33 13H34V12H33ZM38 13H37V16H40L41 18H43L44 15H47L48 11H47V13H46V11H45L46 14H44L43 16H41L42 14H41V15H40V14L38 15ZM92 13H93V11H92ZM163 13H162V15H163ZM166 13H165V15H166ZM20 14H21V13H19V15H20ZM23 14H25V12H24ZM23 14H22V15H23ZM34 14L36 15V13H34ZM5 15H8V14H5ZM22 15L19 16V17H24V18H25L26 15H23V16H22ZM35 15H34V20H35ZM71 15H72V14H71ZM71 15H70V17H71ZM127 15H128V14H127ZM149 15H150V14L146 13L145 18H146L147 16H149ZM165 15H163V17H162L163 19H164V16H165ZM173 15H174V16H173ZM17 16H18V13H17ZM17 16H15V18H16ZM29 16H30V15H29ZM92 16H93V15H92ZM0 17H1V16H0ZM3 17L5 18L6 16H3ZM7 17H8V16H7ZM7 17H6V18H7ZM19 17H17V18H19ZM67 17H69V16H67ZM8 18H9V17H8ZM8 18L6 19V21L11 22V21H10L11 19L9 20ZM11 18H13V17H11ZM31 18H32V15H31ZM37 18H39V17H37ZM165 18H166V17H165ZM168 18H166V21L161 20V22L163 23V24H161V25L164 26V27H166V29L162 27L163 30L160 29L161 31H164V30L167 31V26H168V25H167V26H165V25H166V23L170 24L169 21L167 22V19H168ZM28 19H29V18H28ZM43 19H45V17H44ZM67 19H68V18H67ZM169 19H168V20H169ZM12 20H15V19L13 18ZM16 20L18 21V19H16ZM20 20H21V19H19V21H20ZM29 20H30V19H29ZM34 20H31L32 23H33ZM37 20H38V19H37ZM40 20H42V19H40ZM45 20H46V19H45ZM45 20H44V21H45ZM53 20H51V22H52ZM69 20H70V19H68V21H69ZM24 21H25V20H24ZM26 21H27V19H26ZM38 21H39V20H38ZM38 21H35V22H38ZM42 21H43V20H42ZM44 21H43V23H44ZM46 21H49V19L46 20ZM46 21H45V24L47 23ZM108 21H109V20H108ZM163 21L166 22V23H164ZM172 21H173V20H172ZM174 21H175V19H174ZM174 21L172 22V26H173V28L175 27V28H176V31H177V29H178V28L176 27L177 24L175 23L176 21H175V22H174ZM13 22L15 23L16 21H13ZM13 22H11V23L14 25ZM22 22H23V21H22ZM29 22H30V21H28V23H27V27H28ZM39 22L41 23V21H39ZM39 22L36 23V28H37V30L39 29V27L37 26V24L40 26ZM95 22H96V21H95ZM19 23H20V22H18V24H19ZM25 23H26V22H25ZM48 23H49V22H48ZM90 23H91V22H90ZM93 23H94V22H93ZM113 23H114V22H113ZM134 23H135V24H134ZM174 23H175V24H174ZM15 24H16V23H15ZM20 24H21V23H20ZM49 24H50V23H49ZM56 24H57V25H56ZM88 24H89V23H88ZM94 24H95V23H94ZM94 24L91 23L92 27H93ZM106 24H107V23H106ZM164 24H165V25H164ZM173 24H174V25H173ZM25 25H26V24H25ZM32 25H33V24H32ZM32 25H31V27H32ZM42 25H44V24H42ZM46 25H47V24H46ZM73 25H74V24H73ZM113 25H114V24H113ZM143 25H144V23H143ZM22 26H23V23H22ZM22 26H19V28H22ZM48 26H49V25H48ZM75 26H76V25H75ZM99 26H98V27H99ZM102 26H103V27L101 28V26H100V28H101V29H104L105 26H104V25H102ZM172 26H170V27H171V28H170L171 30H172ZM25 27H26V26H25ZM29 27H30V26H29ZM42 27H43V26H41V28H42ZM45 27H46V26H45ZM45 27H43V29H41V28H40V29H41V30H44ZM94 27H95V28H98V27H96V24L94 25ZM127 27H128V26H127ZM134 27H135V26H134ZM139 27H140V26H139ZM144 27H145V25H144ZM144 27H140V33L142 32L141 30H142ZM168 27H169V26H168ZM179 27H180V26H179ZM182 27H184V26H182ZM19 28H18V26H17V29H16V27L13 28V26H12V29L19 30ZM33 28H34V26H33ZM48 28H50V27H48ZM48 28H47V29H48ZM141 28H142V29H141ZM190 28H191V27H190ZM24 29H25V28H23V32H24ZM30 29H32V28H30ZM40 29H39V31H40ZM52 29H53V27H52ZM112 29H113V28H112ZM112 29H111V31H112ZM114 29H113V30H114ZM144 29H145V30H143V32L147 31L146 28H144ZM170 29L168 28V31H169L168 34H169V35H170L171 33L173 34V33L175 32L174 29H173V32H171ZM28 30H29V28H28ZM89 30H90V29H89ZM120 30H121V32H120ZM179 30H180V31H182V30L185 31L184 28H182V29L180 28ZM188 30H189V29H187V31H188ZM30 31H32V30H30ZM30 31H29V33H30ZM34 31L37 33L36 29L34 28V30H33V35H32V36L36 37V36L34 35ZM65 31H66V32H65ZM77 31H78V30H77ZM138 31H139V30H138V26H137V28L134 29V33L136 34L137 38L140 36V34H138ZM191 31H192V30H191ZM10 32L12 33L11 29H10ZM10 32H9V33H10ZM15 32H16V31H15ZM20 32H21V29L19 30V33H20ZM44 32H45V30H44ZM102 32H103V30H102ZM116 32H115V33H116ZM128 32H129V30H127V33H128ZM131 32H133V31H131ZM143 32H142V33H143ZM170 32H171V33H170ZM189 32H190V31H189ZM189 32H187V33L190 34ZM13 33H14V32H13ZM19 33L16 32V34H18V35L20 36V34H21L22 32H21L20 34H19ZM26 33H27V31H26ZM26 33H25V34H26ZM38 33H39V35L44 34V33L40 34V32H38ZM38 33H37L36 35H37L38 42H39V37H40V36L38 35ZM89 33H90V32H89ZM127 33H126V35H125V33H123V35H122L121 37L119 36V34H117L118 37H116L117 35L115 36L114 33H110V34H111V35H114V36L116 37V38H115V40H116L115 44H116V43H117V38L119 39V37H120V40H121V41L127 39V35H130V34H127ZM145 33H146V32H145ZM159 33H160V32H159ZM161 33H162V32H161ZM161 33H160V34H161ZM163 33H164V32H163ZM178 33L183 34V32H178V31H177V33L175 32L174 34L179 35ZM23 34H24V33H23ZM30 34H31V33H30ZM30 34H29V35H30ZM45 34H46V33H45ZM45 34H44V35H45ZM71 34H72V36H71ZM79 34H80V35H79ZM91 34H92V33H91ZM91 34H89V35H90V38L88 37L89 39H92V37H93V36L91 37ZM102 34H103V33H102ZM104 34H105V33H104ZM132 34H133V33H132ZM132 34H131V35H132ZM135 34H133L132 36H134ZM160 34H157V37H159L158 35H160ZM168 34H167V32H165V33H164V36H165V35L168 36ZM172 34H171V35H172ZM174 34H173V35H174ZM184 34H186V33L184 32ZM44 35H43V36H44ZM82 35H86V37H85V36L83 37L84 39H85V38L87 39V36H89V35H87V34H82ZM131 35H130V36H131ZM138 35H139V36H138ZM143 35H144V33H143ZM146 35H147V34H146ZM146 35H145V37H146ZM176 35H174V37L172 36V42H174L173 40H174V38H175ZM186 35H187V34H186ZM186 35H185V37L189 36V35H187V36H186ZM21 36H22V38L25 37L24 35H21ZM38 36H39V37H38ZM46 36H48V35H46ZM58 36H57V37H58ZM70 36H71V37H70ZM102 36H106V35H102ZM132 36H131L132 39L135 38V36H134V37H132ZM160 36H161V35H160ZM183 36H184V35H183ZM183 36L181 37V36L179 35V37H181V38H183ZM41 37H42V36H41ZM41 37H40V39H41ZM69 37H70V38H69ZM142 37H143V36H142ZM147 37H148V35H147ZM169 37H171V36H169ZM179 37L177 36L175 39H177V38H179ZM19 38H20V37H18V39H19ZM25 38H26V37H25ZM37 38H36V40H37ZM45 38H46V37H45ZM49 38H50V37H49ZM100 38H101V37H100ZM102 38L104 39L105 37H102ZM137 38L135 39V41H136V40L138 41L140 37H139L138 39H137ZM150 38H151V37H150ZM16 39H17V38H16ZM33 39H34V38H33ZM33 39H31L32 42H34V44L37 43L36 41H33ZM43 39H44V38H43ZM50 39H51V40H49V39H48V40H49V41H52V38H50ZM79 39H78V40H79ZM84 39H83V40H84ZM94 39H96V38H94ZM94 39H92V41H93ZM103 39H101V40H102V43L105 42V41L107 40V38L104 39V41H103ZM129 39H130V37L128 38V41H129ZM132 39H130V41H131ZM142 39H143V38H142ZM146 39H147V38H146ZM151 39H152V38H151ZM151 39H150L149 41L151 42V45H154L153 42L151 41ZM157 39H160V37L157 38ZM157 39H156V40H157ZM186 39H187V38H186ZM186 39H184V40L186 41ZM188 39H189V38H188ZM221 39H222V38H221ZM23 40H24V39H23ZM26 40H27V38H26ZM31 40H30V41H31ZM73 40H71V41H73ZM78 40H77V41H78ZM96 40H97V39H96ZM96 40H95V41H96ZM98 40H100V39H98ZM140 40H141V39H140ZM154 40H155V38H154ZM154 40H153V41H154ZM177 40H178V39H177ZM177 40H176V41H177ZM182 40H183V39H182ZM229 40H230V39H229ZM27 41H29V40H27ZM41 41H43V40H41ZM41 41H40V42H41ZM49 41H47V42L45 41V42H46L45 44L48 45L49 48L52 47L50 50H49L48 46H46V45L43 43L44 46H46L45 49H46V50L48 49V50L50 51V52L48 51L50 55H47L48 53L45 52L46 54H45L44 56L47 55V56H46L47 58H48V56H50V57L52 56V53H54L53 48L55 47V46L53 47L52 45L50 46V44H52V43L49 42ZM58 41H59V40H58ZM75 41H74V44H75ZM79 41H80V40H79ZM79 41H78V42H79ZM81 41H82V38H81ZM95 41L92 42L93 44H92L91 42H90V43H91L92 45H94V42H95ZM137 41H136V43L133 45V47L129 46V43L134 42V39H133L132 42H129V43H128V46H129V47H126L125 52L127 51V48H129V51H131L130 54H129L130 56L125 55V54L129 53V51H128L127 53L124 52L125 57L128 56L127 58H129V57H131V55H132V59H133V60L130 59V61L128 60V62H127V64L130 63V65H129L130 68H132V66H133V70H134V73H133V74H132L133 71L131 70V74H132L131 77L133 78V80H132V79H131V80L133 81V84H134V86H135V87H133V88H135L134 91L132 90L133 93H136V92H135L136 89H137V90L141 89V88H139V86H140V82H141V81H140V79H141L140 76H141V75H140V73H139V68H142L141 65H140V64H142V63H141L142 60L140 61V59H144V58L142 57L143 53H141L140 50L142 51V50L144 49L143 47L145 46V44H144L145 39H144V41L142 42V45L138 44V43H141V41H140V42H137ZM180 41H181V40L179 39L178 42H180ZM230 41H231V40H230ZM230 41H227V42H228V45H229V44H230V45H234V44H231L232 42L230 43ZM13 42H14V40L11 41V44H12ZM15 42H16V40H15ZM15 42H14V43H15ZM21 42H22V41H21ZM52 42H53V41H52ZM82 42H83V41H82ZM96 42H97V41H96ZM124 42H125V45H126V43H127L126 40H125ZM124 42H118V43H120V44L123 43V45H124ZM146 42H147V41H146ZM146 42H145V43H146ZM150 42H148L147 44H150ZM172 42H171V43H172ZM183 42H184V41H183ZM47 43H48V44H47ZM49 43H50V44H49ZM53 43H54V42H53ZM58 43H59V42H58ZM105 43H106V42H105ZM181 43H182V42H181ZM185 43H186V42H185ZM185 43H182V44H178V45H177V44H175V42H174V43H172V44L177 46V47L175 46V48H177V50H181V49H178V47H179L180 45H183V44L188 46V44H185ZM11 44H10V46H11ZM16 44H18V43H16ZM16 44H13V45L15 46ZM19 44H21V43H19ZM24 44H26V43L24 42ZM29 44H30V43H29ZM37 44H38V43H37ZM37 44H35V45H37ZM39 44H42V42L39 43ZM72 44H73V43H72ZM74 44H73V45H74ZM76 44H78V46H79V44H81V43H76ZM84 44H86V41H85V40H84V42H83V45H84ZM99 44H100V43H99ZM169 44H170V43H169ZM13 45H12V47H13ZM26 45H27V44H26ZM53 45H54V44H53ZM59 45H60V44H59ZM61 45H60V46H61ZM92 45H91V46H92ZM95 45L98 46V42H97V44H95ZM104 45H105V44H104ZM121 45H122V44H121ZM121 45H120V46H121ZM123 45H122V47H123ZM125 45H124V46H125ZM130 45H131V44H130ZM143 45H144V46H143ZM151 45H150V46H151ZM170 45H171V44H170ZM170 45H169V47H170ZM173 45H172V47H173ZM184 45H183V46H184ZM228 45H227V46H228ZM17 46H19V45H17ZM28 46H29V45H28ZM37 46H38V45H37ZM40 46H41V45H40ZM63 46H62V47H63ZM74 46H75V45H74ZM126 46H127V45H126ZM155 46H156V45H154V48H155ZM164 46H165V45H164ZM164 46H163V47H164ZM166 46H168V45L166 44ZM206 46H207V45H206ZM211 46H212V45H211ZM223 46H224V45H223ZM225 46H226V45H225ZM30 47L33 48V47H35V46H31V44H30ZM42 47H43V46H42ZM84 47H86V45H85ZM95 47H96V46H95ZM130 47L132 48L131 50H130ZM147 47H148V46H147ZM169 47L166 48V49H167V52L170 51V50L172 49L171 47H170L171 49H170ZM201 47H202V46H200V48H201ZM208 47H209V46H208ZM229 47H230V46H229ZM26 48H27V47H26ZM37 48H39V47H37ZM72 48H73V49H72ZM96 48H97V47H96ZM96 48H94V46L91 47V49H93L94 51L96 50ZM140 48H141V49H140ZM145 48H146V47H145ZM150 48H151V47H150ZM152 48H153V47H152ZM181 48H182V47H181ZM184 48H185V47H184ZM211 48H213V47H211ZM211 48H210V49H211ZM224 48H225V47H224ZM231 48H232V46H231ZM10 49H12V48H10ZM20 49H21V48H20ZM22 49H23V48H22ZM24 49H25V47H24ZM30 49H31V48H29V50H28L29 52H31ZM34 49H36V48H34ZM34 49H32V50H34ZM40 49H41V48H39V50H40ZM45 49H44V50H45ZM166 49H165V47L163 48V50H165V52H166ZM168 49H169V50H168ZM173 49H174V48H173ZM208 49H209V48H208ZM51 50H52L53 52H52ZM71 50H72V51H71ZM175 50H176V49H175ZM175 50H174V51L171 50V51L174 52V54H175V53L177 52V51L175 52ZM182 50H183V48H182ZM185 50H186V49H185ZM211 50H212V49H211ZM35 51H36V50H35ZM35 51H34V52H35ZM37 51H38V50H37ZM37 51H36V52H37ZM41 51H43V50H41ZM41 51H40V53H41ZM224 51H225V50H224ZM10 52H12V51H10ZM14 52H15V49H14ZM18 52H20V51L18 50ZM29 52H28V53H29ZM34 52H32V53H34ZM55 52H56V50H55ZM85 52H86V51H85ZM85 52H84L83 54H85ZM142 52H143V51H142ZM181 52H182V51H180L179 53L177 52V53L180 54V55H182V53L185 52V51L183 50V52H182V53H181ZM12 53H13V52H12ZM23 53H24V52H23ZM40 53H39V55H40ZM58 53H59V52H58ZM66 53H68V52L66 51ZM69 53H68V55H69ZM87 53L89 54L88 51H87ZM87 53L85 54V55H86L85 58H86V59H89V60H90V58H91L90 64L94 63V61H95V62H98V61L100 60V58H95V57H94V56H95V55H94L95 52L93 53V55H94L93 58H94V59H92V57H90V56H92V55L89 54V55H90V56H89ZM140 53H141L142 55H140ZM186 53H187V52H186ZM9 54H11V53H9ZM43 54H44V51H43ZM91 54H92V53H91ZM122 54H123V53H122ZM178 54H176L175 56H177ZM13 55H15V54H12V56H13ZM19 55H20V53H19ZM21 55H22V54H21ZM24 55H26V54L24 53ZM29 55H35V54H29ZM41 55H42V53H41ZM55 55H58V54L54 53L53 56L55 57ZM59 55H60V54H59ZM59 55H58V56H59ZM85 55H81V56H83V58H84ZM87 55H88L90 58H87ZM96 55H97V54H96ZM180 55H179V57H180ZM221 55H222V54H221ZM221 55H219V56H220L221 59H222V56H221ZM16 56H17V53H16ZM22 56H23V55H22ZM53 56H52V57H53ZM73 56H74V54H73ZM185 56H186V55H185ZM9 57H10V56H9ZM25 57H26V56H25ZM30 57H32V56H30ZM36 57H37V56H35V57H33V58L35 59ZM46 57H45V58H46ZM50 57H49L48 59H50ZM54 57H53V58H54ZM68 57H69V56H68ZM70 57H72L71 54H70ZM78 57H79V56H78ZM98 57H99V56H98ZM141 57H142V58H141ZM183 57H184V56H183ZM27 58H28V57H27ZM47 58H46V59H47ZM55 58H56V57H55ZM55 58H54V59H55ZM58 58H61V57H58ZM75 58H76V57H75ZM85 58H84V59H82V58H77V59H78L77 62L83 63V61H84L83 64L85 65V68H86V64H87V63H88L87 66L89 67V62H88V61H85ZM163 58H164V57H163ZM184 58H185V57H184ZM184 58H183V59H184ZM217 58H218V57H217ZM28 59H29V58H28ZM34 59H33V60H34ZM38 59H39V58H38ZM38 59H37V60H38ZM40 59H41V56H40ZM42 59L44 60L43 55H42ZM42 59H41V60H42ZM56 59H57V58H56ZM56 59L54 60L55 62H56ZM77 59H76V60H77ZM79 59H80V60H79ZM81 59H82V60H81ZM95 59H96V60L98 59V61H96ZM119 59H120V58H119ZM119 59H118V60H119ZM170 59H171V58L166 59V60L164 59V60H165L164 63L168 62ZM172 59H173V57H172ZM176 59H177V57L174 58V60H176ZM178 59H179V58H178ZM178 59H177L176 61L178 62V65H179V62L181 63V61H178ZM180 59H181V57H180ZM215 59H216V58H215ZM17 60H18V59H17ZM23 60H24V59H23ZM37 60H36V61H37ZM51 60H52V58H51ZM51 60H50V61H51ZM61 60H62V59H61ZM70 60H71V58H70ZM72 60H73V58H72ZM74 60H75V59H74ZM76 60H75V61H76ZM92 60H94V61L92 62ZM116 60H117V59H116ZM116 60H115V61H116ZM118 60L116 61L117 63H118ZM164 60H163V61H164ZM167 60H168V61H167ZM181 60H182V59H181ZM216 60H217V59H216ZM218 60H220V59L218 58ZM223 60H225V59L223 58ZM36 61H35V63H36ZM52 61H53V60H52ZM57 61H58V59H57ZM59 61H60V60H59ZM59 61H58V63H59ZM75 61H73V62H75ZM131 61H132V63H131ZM143 61H144V60H143ZM171 61H172V60H171ZM171 61H170V62H171ZM214 61H215V60H214ZM21 62H22V61H21ZM40 62H41V61H39V63H40ZM45 62H47V60L44 61V63H45ZM60 62H61V65L64 64V62H62V61H60ZM73 62H72V63H73ZM86 62H87V63H86ZM113 62H114V61H113ZM113 62H112V63H113ZM116 62H115V63H116ZM121 62H122V60H121ZM121 62H120V63H121ZM172 62H173V61H172ZM174 62H175V61H174ZM217 62H219V61H217ZM220 62H222V61H220ZM231 62H232V61H231ZM13 63H14V62H13ZM37 63H38V62H37ZM39 63H38V65H39ZM42 63H43V62H42ZM52 63H53V62H52ZM58 63L56 62V64H58ZM69 63H70V61H69ZM80 63H78V64H80ZM85 63H86V64H85ZM115 63H113V64H114V66H113V71H114L115 69H116V70H115V72L112 71V72L115 73V74L112 75V73L110 72V73H111L110 75L112 76L111 83H112V81L114 82L113 76H114V75H119L118 72H116L118 69H117ZM143 63H144V62H143ZM161 63H162V62H161ZM164 63H163V64H164ZM175 63H176V62H175ZM182 63H183V60H182ZM27 64H28V63H27ZM49 64H50V62H49V60H48V65H47V66H49ZM54 64H55V63H54ZM70 64H71V63H70ZM75 64H77V63L75 62ZM83 64H82V65H83ZM96 64H99V63H96ZM110 64H111V63H110ZM113 64H112V65H113ZM118 64H119V63H118ZM118 64H117V65H118ZM127 64H125V66L128 67ZM131 64H132V65H131ZM163 64H162V66H163ZM167 64L169 65V64H171V63H166V65H167ZM217 64H220V63H217ZM231 64H232V63H231ZM231 64H229V65L231 66ZM20 65H21V64H20ZM33 65H34V63L32 64V66H33ZM41 65H42V64H40V66H41ZM51 65H52V64H51ZM59 65H60V64H59ZM64 65H65V64H64ZM64 65H63V66H64ZM72 65H73L72 67H74V64H72ZM80 65H81V64H80ZM84 65H83L82 67H84ZM92 65H93V64H92ZM119 65H120V64H119ZM121 65H122V64H121ZM159 65H160V64H159ZM164 65H165V64H164ZM166 65H165V66H166ZM168 65H167V66H168ZM181 65H182V68H183V64H181ZM234 65H235V64H234ZM21 66H22V65H21ZM25 66H26V65H25ZM32 66H31V67H32ZM36 66H37V65H36ZM44 66H46V65H44ZM44 66H43V67H44ZM63 66H61V67H63ZM67 66H68V65H67ZM69 66H70V65H69ZM90 66H91V65H90ZM95 66H96V65L94 64V66H91L92 68H91V67H90V68L87 67V68H88L89 70H90V69L92 70ZM98 66H99V65H97V67H95L96 70H97V68L99 69ZM106 66H107V65H106ZM106 66H105V67H106ZM123 66H124V64H123ZM125 66H124V67H125ZM162 66H159V67H162ZM173 66H174V64H173ZM189 66H190V65H189ZM189 66H188V67H189ZM22 67H24V66H22ZM29 67H30V66H29ZM49 67H50V66H49ZM49 67H48V68H49ZM51 67H52V66H51ZM55 67H58V65H53V70H56V72H54V73H55V74H58L57 71L59 72V70H60L61 67L59 66V69H58V68L54 69ZM64 67H65V66H64ZM64 67H63V69H64ZM100 67H101V64H100ZM103 67H104V66L102 65L101 68H103ZM109 67H111V66L109 65ZM109 67H108V68H109ZM115 67H116V68H115ZM129 67H128V68L125 67V68L129 70V69H130ZM169 67H170V65H169ZM171 67H172V66H171ZM184 67H185V66H184ZM190 67H192V64H191ZM190 67H189V68H190ZM194 67H195V66L193 65V67H192L193 70H194ZM228 67H229V66H228ZM228 67H227V69H230V68H228ZM233 67L235 68V66H233ZM233 67H232V69H233ZM35 68L37 69V67H35ZM45 68H47V67H45ZM48 68H47L46 70H49V69H50V68H49V69H48ZM79 68H81V67H79ZM85 68H84V69H85ZM87 68H86V69H87ZM114 68H115V69H114ZM118 68H120V67L118 66ZM163 68H164V66H163ZM180 68H181V67H180ZM189 68H188V69H185V70L183 69V70L186 71V70H189ZM192 68H191V69H192ZM22 69H23V68H22ZM28 69H29V68H28ZM38 69H40V67H39ZM57 69H58V70H57ZM68 69H70V68H68ZM68 69H65V70L68 71ZM72 69H74V70L76 69V70H77V67H75V68H71V70H70V71H73V75H74V70H72ZM84 69H83V71H84ZM88 69L85 70V71H87V72L90 73L91 70L88 71ZM161 69H162V68H161ZM161 69H159L158 72H162V71L165 70V68H164V70L160 71ZM166 69H167V68H166ZM172 69L174 70V67H173V68H170V69L168 68V70H166V72L168 73V71H169V70L171 71ZM191 69L189 70L190 72H191ZM195 69H197V66H196ZM232 69H231V70H232ZM18 70H19V69H18ZM18 70H17V71H18ZM31 70H32V69H31ZM34 70H35V69H34ZM42 70H43V69H42ZM46 70H45V71H46ZM51 70H52V68H51ZM51 70L49 71V73L51 72ZM76 70H75V72H76ZM79 70H80L79 75L77 74V72L75 73V75H76V74L78 75V80H79V81L87 82V80L89 79V76L91 77L90 74H92V79H91V80L89 79V80L92 81V83H93V80H94V78H95V77L93 78V73H95L93 70H92L93 73H90V74H83V73H81L82 69H79ZM96 70H95V71H96ZM99 70H100V71H101V70H105V68H104V69H99ZM183 70H182V72H183ZM231 70H230V71H231ZM29 71H30V70H29ZM36 71H37V70H36ZM40 71H41V70H40ZM40 71H39V73H40ZM62 71H63V70H62V68H61V71H60V72H62ZM83 71H82V72H83ZM85 71H84V72H85ZM107 71H108V70H107ZM118 71H120V69H119ZM125 71H126V70H125ZM175 71H176V68H175ZM179 71H181V69H180ZM194 71H196V74L198 73L197 70H194ZM228 71H229V70H228ZM228 71H227V72H228ZM230 71H229V72H230ZM24 72H25V71H24ZM24 72H22V73H24ZM41 72H42V71H41ZM60 72H59L58 75H60V78H61V74H60ZM63 72H64V71H63ZM63 72H62V74H66L65 72H64V73H63ZM96 72L99 73V71H96ZM127 72H130V70L127 71ZM166 72H163V75H164V73L166 74ZM171 72H172V71H171ZM190 72H189V73H190ZM209 72H210V71H209ZM212 72H213V71H212ZM233 72H234V69H233ZM233 72L231 71L230 73H233ZM22 73H21V74H22ZM30 73H31V72H30ZM32 73H33V70H32ZM36 73H37V72H36ZM52 73H53V71H52ZM54 73H53V74H54ZM69 73H70V76H71V77H74V76H75V75L72 76V73H71V72H69ZM85 73H86V72H85ZM102 73H103V72L101 71L100 74H102ZM106 73H107V72H106ZM119 73H120V75H121V72H119ZM122 73H124V72H122ZM34 74H35V72H34ZM47 74H48V72H47ZM47 74H45V75H47ZM55 74H54V75H55ZM124 74H125V73H124ZM128 74H130V73H127V75H128ZM131 74H130V75H131ZM141 74H142V72H141ZM158 74H159L158 77L163 76V75H161L160 73H158ZM158 74H157V75H158ZM170 74L173 75V73H170ZM185 74H187V71H186ZM206 74H207V73H206ZM209 74H211V72H210ZM24 75H25V73H24ZM49 75L51 76L52 74H49ZM54 75H53V76H54ZM58 75H55V76H58ZM68 75H69V74H68ZM88 75H89V76H88ZM95 75H96V73H95ZM98 75H99V74H98ZM102 75H103V74H102ZM102 75L100 76L101 80H102ZM122 75H123V74H122ZM122 75H121V77H122ZM125 75H126V74H125ZM130 75H128L129 77H128V76H126V77L131 78ZM166 75H167V74H166ZM166 75H165L164 77H162V78H164V80H165V78L167 77ZM168 75H169V74H168ZM171 75H170V77H171ZM192 75H193V74H192V72H191V76H192ZM194 75H195V73H194ZM194 75H193V76H194ZM213 75H215V73H214ZM29 76L34 77V76L31 75V74H30ZM35 76H37V75H35ZM38 76H39V75H38ZM38 76H37V77H38ZM40 76H41V75H40ZM62 76H63V75H62ZM64 76H67V75H64ZM64 76H63V77H64ZM187 76H188V75H187ZM191 76H190V77H191ZM196 76H198V77H199V76H200V77H203V76H205V75L202 76V74H199V75H196ZM206 76H207V75H206ZM206 76H205L204 78H207V77L210 78L209 75H208L207 77H206ZM19 77L21 78V76H19ZM27 77H28V76H27ZM37 77H34V78H37ZM41 77H42V76H41ZM45 77H46V76H45ZM47 77H49V76L47 75ZM58 77H59V76H58ZM58 77H56V78H58ZM63 77H62V80H63ZM67 77H68V76H67ZM114 77H115V76H114ZM116 77H117V76H116ZM116 77H115V78H116ZM126 77L123 75V78H126ZM146 77H147V76H146ZM190 77H188V78H190ZM198 77H197V78H196L195 76L193 77V83H195V81H196L195 79H198ZM221 77H222V75H221ZM221 77H220V78H221ZM228 77H230V76H228ZM24 78H25V77H24ZM24 78H23V75H22V79H24ZM49 78H51V77H49ZM65 78H66V77H65ZM75 78H77V77L75 76ZM97 78H98V80H99V77L96 76V79H97ZM104 78H105V77H104ZM104 78H103V79H104ZM118 78H120V76H119ZM118 78L115 79V81L118 80V83H119V84H118V85H119L118 89H120V88L122 87V86L120 87V85H121L120 83L125 82L126 80L124 79L125 81H122V79L120 78V80L122 81V82H121ZM167 78L169 79V76H168ZM167 78H166V82H169V81L171 82V78H170L169 81H167V80H168ZM194 78H195V79H194ZM209 78H207L208 80H207V79H204V80H207V83H208L209 80H210ZM213 78L216 79V76H215V77L213 76ZM220 78H219V79H220ZM223 78H226V77H223ZM231 78H232V77H231ZM231 78H230V79H231ZM233 78H234V77H233ZM233 78H232V80H234ZM22 79H21V80H22ZM26 79H27V78H26ZM30 79L33 80L32 78H30ZM38 79H39V78H37V81H38ZM66 79L68 80V78H66ZM71 79H72V78H71ZM73 79H74V78H73ZM146 79H147V78H145V79L143 80L146 84H148L149 82H151V81L146 82V81H145ZM148 79H149V78H148ZM158 79H159V78H158ZM34 80H35V79H34ZM40 80H41V78H40ZM42 80H43V79H42ZM45 80H46V82L49 81V79H45ZM50 80H51V79H50ZM62 80L59 79V80H57V81L59 82V81H62ZM129 80H130V79H129ZM156 80H157V79H156ZM191 80H192V78H191ZM198 80H199V82H201L200 79H198ZM198 80H197V81H198ZM201 80H202V79H201ZM227 80H228V78H227ZM22 81H23V80H22ZM24 81H25V79H24ZM51 81H52V80H51ZM64 81H65V79L63 80V82H64ZM73 81H74V80H73ZM119 81H120V82H119ZM158 81H159V80H158ZM172 81H173V80H172ZM197 81H196V82H197ZM202 81H203V80H202ZM213 81H214V79H213ZM221 81H222V80H221ZM225 81H226V79H225ZM228 81H230V80H228ZM26 82H27V81H26ZM26 82H25V83H26ZM31 82H32V81H31ZM33 82H34V81H33ZM39 82H40V81H39ZM39 82H37V84H38ZM44 82H45V81H44ZM53 82H54V79H53ZM58 82H56V84H57ZM63 82H61V86L58 85L59 88H60V87H63V86H62ZM74 82L76 83L77 81H74ZM88 82H89V81H88ZM98 82H100V81H98ZM127 82H128V81H126V83H127ZM129 82H130V81H129ZM129 82H128V83H129ZM144 82H143V83H144ZM162 82H163V79H162ZM162 82H161V83H162ZM199 82H198V83H199ZM23 83H24V82H23ZM25 83H24V84H25ZM28 83H29V82H28ZM28 83H27V84H28ZM51 83H52V82H51ZM51 83H50V84H51ZM65 83H66V81L64 82L63 85H65ZM69 83H70V81L68 80V84H69ZM71 83H73V82L71 81ZM75 83H74V85H75ZM92 83H88V84H87L89 88H91V87H97L96 85H93ZM94 83H95V82H94ZM100 83H101V82H100ZM105 83L107 84L108 82L106 81ZM114 83H115V82H114ZM128 83H127V84H128ZM163 83H165V82H163ZM205 83H206V82H205ZM35 84H36V83H35ZM40 84H41V82H40ZM50 84H49V85H50ZM56 84L54 83V88H56V87H55ZM59 84H60V83H59ZM76 84H77V83H76ZM116 84H117V81H116ZM127 84H126V85L124 84V86H126V88H127ZM129 84H130V83H129ZM129 84H128V86L131 87L132 82H131L130 85H129ZM159 84H160V83H159ZM159 84H157V82H155V85H154V83H153V85H154L155 87L158 86ZM168 84H169V83H168ZM182 84H183V83H182ZM182 84H180V85H182ZM44 85H45V83H44ZM46 85H47V84H46ZM70 85H71V84H69V87H70ZM77 85L80 86L81 83H80V85H79V84H77ZM82 85H83V84H82ZM84 85H86V84H84ZM84 85H83V86H84ZM89 85H90V86L92 85V86L90 87ZM118 85H116V86H118ZM122 85H123V84H122ZM151 85H152V84L147 85V86H148V90H147V91H149V87L152 88ZM195 85H198V84L195 83ZM39 86H40V85H38V87H39ZM41 86H42V85H41ZM47 86H48V85H47ZM51 86L53 87V85H51ZM114 86H115V84H114ZM143 86H145V84H144ZM143 86H141V87H143ZM147 86H145L146 89H147ZM161 86H163V85H161ZM164 86L167 87V85H164ZM170 86L173 87V84H172V83H171V85L169 84L168 87H170ZM178 86H179V85H178ZM43 87H44V86H43ZM80 87H82V86H80ZM86 87H87V86H86ZM88 87H87V88H88ZM130 87H129V88H130ZM155 87H153L152 89L154 90ZM159 87H160V86H159ZM165 87H164V88H165ZM168 87L166 88V90L168 89ZM181 87H182V86H181ZM184 87H185V86H184ZM184 87H183V88H184ZM231 87H232V86H231ZM231 87H230V88H231ZM233 87H234V86H233ZM46 88H47V87H45V89H46ZM49 88H50V86H49ZM54 88H51V89L53 90ZM63 88H64V87H63ZM65 88H68V85H67V87H66V85H65ZM65 88L63 89V91L65 90L68 94H69V93L71 94V92H70V91H71V90H70L71 87H70V89H68V90H70L69 92H68L67 89H65ZM89 88H88V89H89ZM115 88H116V87H115ZM122 88H123V87H122ZM122 88H121V89H122ZM129 88H128V90H129ZM133 88H132V89H133ZM138 88H139V89H138ZM162 88H163V87H162ZM173 88H174V87H173ZM230 88H229L228 90H230ZM242 88H243V87H242ZM42 89H43V88H42ZM60 89H61V88H60ZM82 89H83V88H82ZM95 89H97V88H95ZM95 89H94V88H91L90 90H91V91H93V90L95 91ZM146 89H145V90H146ZM178 89H179V88H178ZM181 89H182V88H181ZM181 89H180V90H181ZM235 89H237V88L235 87ZM52 90H51V91H52ZM54 90H55V89H54ZM123 90H124V92L126 91L125 88H123ZM159 90H160V91H163V90H161V88H159ZM180 90H179V92H180ZM232 90H234V88H232ZM237 90L239 91V89H237ZM43 91H44V90H43ZM46 91H48V88H47ZM49 91H50V89H49ZM49 91H48V92H49ZM57 91H61V90L58 89ZM63 91H62V93H63ZM81 91H82V90H81ZM87 91H88V90H86V93H87ZM97 91H98V90H97ZM100 91H101V90H100ZM147 91H146V94H147V93L150 94V92H152V91H149V92H147ZM155 91L157 92V91H158V88H157V90H155ZM155 91L152 92L151 94H154ZM160 91H159V92H160ZM173 91H175V89H174ZM207 91H209V90H207ZM207 91H206V92H207ZM230 91H231V90H230ZM238 91H237V92H238ZM39 92H40V90H39ZM66 92H65V94H67ZM82 92H83V91H82ZM108 92H109V90H108ZM117 92H119V91H117ZM120 92H121V90H120ZM130 92H131V89H130ZM138 92H139V91H138ZM167 92H168V91H167ZM169 92H170V91H169ZM171 92H172V90H171ZM204 92H205V91H204ZM204 92H202V93H204ZM231 92H232V91H231ZM231 92H230V93H231ZM235 92H236V90H235ZM50 93H51V92H50ZM50 93H49V94H50ZM56 93H57V92H56ZM56 93H55V92L53 93V91H52V93H51V97H49V98H51L52 100L56 99L54 96H53L54 98H52V94H56ZM60 93H61V92H60ZM60 93H59V94H60ZM62 93H61V94H62ZM86 93L83 92L84 97H85V94H86ZM93 93L95 94V93H99V92H96V91H95V92H93ZM101 93H102V92H101ZM104 93H105V94H108V93H106V90L104 91ZM122 93H123V91H122ZM139 93L141 94V91H140ZM139 93H138V95H137V96H139L138 98H140V94H139ZM183 93H184V92L182 91V94H183ZM202 93H201V94H202ZM221 93H222V92H221ZM224 93H225V92H224ZM230 93H229V96L234 95V92H232L231 94H230ZM42 94H44V93H42ZM68 94H67V96H65V97H68V98H69ZM83 94H82V96H83ZM90 94H91L92 97H93V96H95V97L97 96V95H93L92 93H88V97H91ZM105 94H104V95H105ZM109 94H111V96H112L111 99L113 98V96H116V95H115L116 93H113V94H114V95H113L112 92H110ZM109 94H108V95H109ZM118 94H120V93H118ZM160 94H161V92H160ZM165 94H168V93H165ZM169 94H170V93H169ZM173 94H174V93H173ZM199 94H200V93H199ZM201 94L199 95L200 97H202V95H203V94H202V95H201ZM219 94H220V93H219ZM222 94H223V93H222ZM226 94H228V93H226ZM120 95H121V94H120ZM170 95H171V94H170ZM184 95H185V94H184ZM194 95H195V94H194ZM204 95H205V94H204ZM220 95H221V94H220ZM46 96H47V93H46ZM46 96H45V97H46ZM55 96L57 97V94H56ZM62 96L64 97V93H63L60 97L62 98ZM101 96H103V93L101 94ZM105 96H106V95H105ZM105 96H103L102 98H104ZM133 96L137 97V96L134 95V94H133ZM164 96H165V95H164ZM173 96H174V95H173ZM173 96H170V97H173ZM178 96H180V94H179ZM197 96H198V94L196 95V97H197ZM199 96H198V97H199ZM221 96H222V95H221ZM221 96H220V97H221ZM223 96H224V95H223ZM95 97H93V98H95ZM99 97H100V94H99ZM109 97H110V95H109ZM109 97H108V99L110 100V102H112V100H111ZM119 97H120V96H119ZM158 97H159V96H158ZM161 97H163V96H161ZM166 97H169V96L166 95ZM170 97H169V98H170ZM175 97H176V96H175ZM175 97H174V98H175ZM182 97H183V96H182ZM182 97H179V98H181L179 101H182ZM184 97H186V96H184ZM193 97H194V96H193ZM196 97H195V98H196ZM58 98H59V96H58ZM68 98H64V99H63V100H67V101H64V102L62 101V103H66V102H67V103H66L67 106L69 105V100H68ZM85 98H87V96H86ZM85 98H81V99H84V101H85ZM93 98H89V99L87 98V99H88L89 101H90V99H91V102H92V101H95V100L98 98V96L96 97L95 100H94ZM105 98H106V97H105ZM117 98H118V97H117ZM164 98H165V97H164ZM232 98H233V96H232ZM59 99H60V98H59ZM59 99H58V100H59ZM100 99H101V98H100ZM108 99H107V100H108ZM136 99H137V98H136ZM159 99H160V98H159ZM183 99L185 100L186 98H183ZM60 100H61V99H60ZM88 100H87V102H88ZM97 100H98V99H97ZM97 100H96V101H97ZM102 100H103V99H102ZM102 100H101V101L99 100V101L102 103ZM104 100H105V99H104ZM104 100H103V101H104ZM109 100H108V101H109ZM138 100H139V99H137V101H138ZM161 100H162V99H161ZM169 100H170V99H169ZM230 100H231V98H230ZM49 101H50V99H49ZM55 101H57V99H56ZM84 101L82 100V104H83ZM96 101H95V102H96ZM108 101H106V102H108ZM135 101H136V100H135ZM140 101H141V99H140ZM156 101H157V100H156ZM165 101H168L167 98H166V100L164 99V101H162V102H165ZM170 101H172V100H170ZM170 101H169V103H171ZM173 101H174V99H173ZM179 101L176 102V100H175L174 103L179 104ZM43 102H46V101H45V98H44V101H43ZM43 102H42V104H43ZM59 102H60V101H59ZM87 102H86V103H87ZM97 102H98V101H97ZM97 102H96V104H97ZM104 102H105V101H104ZM115 102H116V101H115ZM141 102H142V101H141ZM184 102H185V101L181 102V103H183L182 106L185 104ZM38 103H39V102H38ZM46 103H47V102H46ZM50 103H51V101H50ZM50 103L48 102L47 104H50ZM56 103H57V102H56ZM112 103H113V102H112ZM112 103H111V105H112ZM116 103H117V102H116ZM166 103H167V102H166ZM169 103H167V104H169ZM66 104H65V105H66ZM93 104H94V102H93ZM93 104H92V107H91V109L93 108V112H94L93 114H94L95 116H100V115H101V117H102V116L104 117V115H103L104 112H103V113L101 112V113H102V114H101L99 111H97V109H98V108H99V109H102L105 105L102 106V104H103V103H102V104H101L102 108H100L99 105H96V104L93 105ZM98 104H99V103H98ZM105 104H106V103H105ZM108 104H109V103H108ZM136 104H137V103H136ZM171 104H173V103H171ZM40 105H41V102H40ZM44 105H45V104H44ZM44 105H43V106H44ZM52 105H53V103H51L50 106H52ZM65 105H64V106H65ZM87 105H91V104H90V103H87ZM95 105H96L97 108L95 107ZM106 105H107V104H106ZM117 105H118V103H117ZM155 105L157 106L158 103H157V104L155 103ZM162 105H163V104H162ZM162 105H161V106L159 105L160 108L162 107ZM38 106H39V105H38ZM43 106H42V107H43ZM45 106H46V105H45ZM48 106H49V105H48ZM61 106H62V105H61ZM61 106H57L58 109H59ZM67 106H65V107L62 108V109H63V110L66 109ZM83 106H86V104H83ZM113 106H114V104H113ZM134 106L136 107V105H133V107H134ZM137 106H138V105H137ZM153 106H154V105H153ZM159 106H158L157 108H159ZM175 106H176V105H175ZM179 106L181 107V105H179ZM179 106H178V107H179ZM62 107H63V106H62ZM69 107H71V106H69ZM69 107H67V108L69 109ZM81 107H82V106H81ZM86 107H87V106H86ZM86 107H83V108L85 109ZM106 107H110V104H109V106H106ZM111 107H112V106H111ZM114 107H115V106H114ZM114 107H113V108H114ZM138 107H140V109L138 108L139 111H140V110H141V104H139ZM164 107H165V105H164ZM164 107H163V108H164ZM167 107H170V106L168 105ZM176 107H177V106H176ZM183 107H184V106H183ZM37 108H38V107H37ZM49 108H51V107H49ZM53 108L55 109V107H53ZM83 108H82V109H83ZM163 108H162L163 111L166 110V109H163ZM181 108H182V107H181ZM181 108H180V109H181ZM39 109H41V108H39ZM43 109H44L45 111L47 110V109H45V108H43ZM43 109H42V111H43ZM82 109H81V110H82ZM91 109H90V110H91ZM99 109H98V110H99ZM103 109H104V108H103ZM105 109H106V108H105ZM105 109H104V110H105ZM111 109H112V108H110V110H111ZM117 109H118V107H117ZM117 109H116V107H115V109H113V111H115V110H117ZM135 109H136V108H135ZM135 109L133 108V110H135ZM152 109H154V107H153ZM152 109H151V110H152ZM168 109L170 110V108H167V110H168ZM175 109H176V112H177V108H175ZM180 109H179V110H180ZM182 109H183V108H182ZM36 110H37V109H36ZM71 110H73V109L71 108ZM87 110L89 111V106L87 107ZM110 110H109V111H110ZM131 110H132V109H131ZM133 110H132V111H133ZM156 110H157V109H156ZM156 110H155V111H156ZM160 110H161V109H159V111H160ZM39 111H41V110H39ZM42 111H41V112H42ZM45 111H44V113H43V112H42V113L45 114ZM61 111H62V110H61ZM66 111H67V110H66ZM82 111H83V110H82ZM109 111H106L105 113H107V112L110 113ZM113 111H112V113H113ZM118 111H119V109L116 111L117 114L121 113L120 111H119V112H118ZM153 111H154V110H152V112H153ZM159 111H158V112H159ZM163 111H160V112H163ZM98 112H99V113H98ZM136 112H137V111H135V114H136L137 116H141V115H138ZM156 112H157V111H156ZM168 112H169V111H168ZM46 113H47V112H46ZM48 113H49V112H48ZM48 113H47V114H48ZM83 113H84V111H83ZM89 113H90V111L88 112V114H89ZM105 113H104V114H105ZM108 113H107V114H108ZM114 113H115V112H114ZM114 113H113V114H114ZM138 113H139V112H138ZM150 113H151V112H150V110H149V113H148V114H150ZM37 114H38V113H37ZM91 114H92V111H91ZM91 114H90V115H91ZM93 114H92V115H93ZM98 114H100V115H98ZM130 114H131V112H130ZM130 114H129V116H131ZM132 114L134 115V113H132ZM145 114H147V112H146ZM38 115H39V114H38ZM90 115H89V116H90ZM109 115H110V114H109ZM119 115H120V114H119ZM136 115H135V116H136ZM41 116H42V118H43V116H46V115H40V117H41ZM87 116H88V115H87ZM89 116H88V117H89ZM106 116H107V115H106ZM106 116H105V117H106ZM120 116H121V115H120ZM120 116H118V117H120ZM146 116H147V115H146ZM36 117H37V116H36ZM110 117H111L112 119H113V117H114V119L117 120V119H116V118H117L116 113H115V115H113V117H112V116H110ZM90 118L92 119V117H90ZM93 118H94V117H93ZM96 118L99 119V117H96ZM96 118H94V119H96ZM107 118H109V116H107L106 119H107ZM130 118L135 119L136 117H130ZM137 118H138V117H137ZM137 118H136V119H137ZM140 118H141V117H140ZM98 119H97V120H98ZM106 119H105V120H106ZM136 119H135V120H136ZM38 120H39V122L42 121L40 118H38ZM107 120H108V119H107ZM135 120H134V121H135ZM139 120H140V119H138V120H137L138 122H136V123H139V125L141 126V124H140L141 122H139ZM99 121L101 122V120H99ZM102 121H104V119H103ZM111 121H112V124H111L110 122H106V121H104V122H105L104 125L106 126L107 123H108V124L110 123V124L112 125V128H110V129H113V128H115V126H113V120H111ZM119 121H120V120H119ZM119 121H118V122H119ZM131 121H132V120H131ZM141 121H142V120H141ZM94 122H95V121H94ZM97 123H98V121L96 122V124H97ZM102 123H103V122H102ZM102 123H98V125H99V124L102 125ZM115 123H116V122H114V124H115ZM223 123H224V124H223ZM223 123H222V124L220 123V125H223V126L225 125V126L230 127L229 125H226V124H228V122L226 123V121H225V122H223ZM225 123H226V124H225ZM108 124H107V125H108ZM142 124H143V123H142ZM217 124H218V126H219V123H217ZM217 124L215 125V127L217 126ZM104 125H102V126H104ZM111 125H110V126H111ZM99 126H100V125H99ZM102 126L99 127V129H100L101 131H102V129L105 127V126H104V127L101 129ZM133 126L136 127L137 125H133ZM108 127H109V126H108ZM105 128H107V127H105ZM137 128H138V127H137ZM216 128H219V127H216ZM220 128H221V127H220ZM222 128H223V127H222ZM96 129H97V131L99 130L98 128H96ZM115 129H116V128H115ZM223 129H224V128H223ZM223 129H221V131H223ZM225 129H226V128H225ZM103 130H104V132H108V131H109L108 128H107V129H103ZM113 130H114V129H113ZM226 130H228V129H226ZM217 131H218V133L221 132V131H219V129H218V130L215 129V132H217ZM224 131H225V130H224ZM224 131H223V132H224ZM98 132H99V131H98ZM111 132H112V131H111ZM113 132H116V130L113 131ZM102 133H103V131H102ZM211 133L214 134L213 132H211ZM211 133H210V134H211ZM224 133H225V134H223V135H225L224 137H228V138H229V135H227L228 133H227L226 131H225ZM226 133H227V134H226ZM102 135H104V134H102ZM208 135H209V134H208ZM214 135H215V134H214ZM216 135H217V134H216ZM216 135H215V136H216ZM111 136H112V135H110V139H111ZM206 136H207V135H206ZM210 136H211V135H210ZM217 136L219 137V135H217ZM217 136H216V138H217ZM104 137H106V136L104 135ZM181 137H182V136H181ZM181 137L178 138V139H182ZM183 137H185V138H183V139H187L186 136H183ZM220 137H221V133H220ZM220 137H219V138H220ZM224 137H222V138L224 139ZM108 138H109V136H108ZM108 138L106 139L107 141L109 140ZM163 138H164V137H163ZM195 138H196V137H195ZM197 138H198V137H197ZM205 138L209 139V136H208V137H205ZM211 138H212V137H211ZM211 138H210V139H211ZM219 138H218V140H219ZM228 138H227L226 140H227L228 142L231 141V140H229L230 138H229V139H228ZM191 139H193V137H192ZM202 139H203V138H202ZM207 139H205V140H207ZM111 140H112V139H111ZM193 140H194V139H193ZM195 140H196V139H195ZM109 141H110V140H109ZM160 141H161V140H160ZM167 141H168V139H167ZM182 141H184V140H182ZM185 141H186V140H185ZM196 141H197V140H196ZM200 141H201V140H200ZM207 141L209 142L210 140H207ZM207 141H206V143H207ZM214 141H216V139H215ZM223 141H224V140H223ZM105 142H106V141H105ZM158 142H159V141H158ZM169 142H170V141H169ZM192 142H193V141H192ZM192 142H191V143H192ZM202 142H203V141H202ZM202 142H201V143H202ZM211 142H212V141H211ZM211 142H210V143H211ZM217 142H222V139H221L220 141H216V143H217ZM106 143H107V147L110 146L109 149L112 148V147L114 146V143H113V145L111 144L112 141H111V143H109V144H111V145H108V142H106ZM176 143H178V142L176 141ZM179 143H180V140H179ZM181 143H183V142H181ZM194 143H195V142H194ZM199 143H200V142H199ZM213 143H215V142H213ZM216 143H215V145L217 146L219 143H218V144H216ZM222 143H223V145H221ZM222 143L220 144L221 147L224 146V145H225V146H224L225 149H226V147H229V144H228V146L226 145V144H227L226 141H224V142H222ZM229 143H230V142H229ZM168 145H169V144H168ZM194 145H195V144H193V146H194ZM213 145H214V144H213ZM111 146H112V147H111ZM220 146L218 145V147H220ZM178 147H179V146H178ZM221 147H220V148H221ZM179 148H180V147H179ZM216 148H217V147H216ZM167 149H168V148H167ZM182 149H183V148H182ZM182 149H180V150H182ZM221 149H222V148H221ZM142 150H143V148H142ZM178 150H179V149H177V151H178ZM183 150H185V149H183ZM183 150H182V152H183ZM188 150H190V148H189ZM214 150H215V148H214ZM216 150H217V149H216ZM109 151H111V149H110ZM112 151H113V150H112ZM115 151H116V150H115ZM115 151H114V152H115ZM140 151H141V150H140ZM143 151H144V150H143ZM146 151H148V150H146ZM172 151H173V150H172ZM191 151H192V150H190L189 152H191ZM208 151H209V150H208ZM217 151L220 152V149L217 150ZM221 151H224V149H222ZM225 151L227 152V150H225ZM225 151H224L223 153H226ZM148 152H149V151H148ZM193 152H194V150H193ZM193 152H191L190 155H191V154H192V155L195 154V153H193ZM210 152H211V150H210ZM210 152H209V153H210ZM116 153H117V152H116ZM116 153H113V154H116ZM166 153H167V152H166ZM204 153H206V152H204ZM207 153H208V152H207ZM227 153H228V152H227ZM111 154H112V152L110 153V155H111ZM168 154H169V153H168ZM175 154H176V153H175ZM213 154H214V153H213ZM216 154H217V152H216ZM107 155H108V153H107ZM118 155H119V154H118ZM217 155H219V154H217ZM223 155H224V154H223ZM111 156H112V155H111ZM113 156H114V155H113ZM176 156H177V155H176ZM176 156H175V158H176ZM188 156H189V155H188ZM193 156H195V155H193ZM193 156H189V157H193ZM205 156L207 157V155H205ZM219 156H220V155H219ZM116 157H117V154L115 155V158H116ZM150 157H151V156H150ZM197 157H199V156H197ZM166 158H167V157H166ZM186 158H187V157H186ZM193 158H195V157H193ZM200 158H201V157H200ZM209 158H210V160L214 161L213 159H211V157H209ZM212 158H213V157H212ZM220 158H221V156H220ZM118 159H119V158H118ZM151 159H152V158H151ZM183 159H185V158H183ZM183 159H182V160H183ZM188 159H189V158H188ZM191 159H192V158H191ZM216 159H217V156H216ZM223 159H225V157H223ZM177 160H178V159H177ZM177 160H176V164H180L179 162L177 163ZM182 160H181V161L179 160V161H180V162H183ZM210 160H209V161H210ZM116 161H117V158H116ZM118 161H119V160H118ZM154 161H155V160H154ZM113 162H115V161H113ZM216 162H217V161H216ZM223 162H224V161H223ZM111 163H112V162H111ZM119 163H122V162L119 161ZM184 163H185V162H184ZM184 163H183V164H184ZM122 164H123V163H122ZM209 164H210V163H209ZM211 164H212V163H211ZM223 164H224V163H222L221 165L223 166ZM114 165H115V163H113L112 166H114ZM180 165H181V164H180ZM180 165H179V166H180ZM206 165H208V162H206ZM116 166H117V165H116ZM121 166H122V165H121ZM160 166L162 167V165H160ZM209 166H210V165H208V168H209ZM211 166H212V165H211ZM228 166H229V165H228ZM228 166H227V167H228ZM173 167H174V166H173ZM115 168H116V167H115ZM115 168H114V170H115ZM118 168H119V166H118ZM125 168H126V167H125ZM170 168H171V167H170ZM217 168H218V167H217ZM15 169H17V168H15ZM161 169H162V168H161ZM211 169H212V168H211ZM218 169H219V168H218ZM218 169H216V170H218ZM229 169H230V168H228L227 170H229ZM17 170H18V169H17ZM116 170H117V169H116ZM116 170H115V171H116ZM118 170H119V169H118ZM123 170H125V169H123ZM163 170H165V169H163ZM167 170H168V169H167ZM205 170H207V169H205ZM209 170H210V168L208 169V171H209ZM232 170H233V169H232ZM239 170H241V169H239ZM111 171H113V170H111ZM120 171H121V168H120ZM208 171H207V172H208ZM229 171H230V170H229ZM13 172H14V171H13ZM15 172H17V173H13V174H19L18 171H15ZM113 172H114V171H113ZM210 172H211V171H210ZM216 172H217V171H216ZM232 172H233V171H232ZM235 172H236V171H235ZM235 172H234V173H235ZM241 172H242V171H241ZM241 172H240L239 174H241ZM0 173H3V172H1V169H0ZM131 173H134V172H131ZM220 173H221V172H220ZM228 173H230V172H228ZM234 173L230 174L231 177H233V178H234L233 175L236 176V174H237V173H235V174H234ZM111 174L113 175V173H111ZM115 174H116V172H115ZM115 174H114V175H115ZM144 174H146V172H145ZM168 174H169V173H168ZM210 174H211V173H210ZM222 174H224V173H222ZM242 174H243V172H242ZM242 174H241V175H242ZM245 174H246V173H244V176H245ZM249 174H250V173H249ZM122 175H123V174H122ZM158 175H159V174H158ZM205 175H206V174H205ZM205 175H204V176H205ZM211 175H213V173H212ZM211 175H210V177H213V178H214L215 176H217V175H215V176H211ZM230 175H229V176H230ZM241 175H239V176L241 177ZM247 175H248V174H247ZM0 176H1V174H0ZM117 176H118V174H117ZM134 176H135V175H134ZM148 176H149V174H148ZM170 176H171V175H170ZM208 176H209V175H208ZM224 176H227V175H224ZM248 176H249V175H248ZM5 177H6V175H5ZM9 177H10V176H9ZM19 177H20V176H19ZM29 177H30V176H29ZM145 177H146V176H145ZM155 177H156V176H155ZM217 177H218V176H217ZM227 177H228V176H227ZM249 177H250V176H249ZM249 177H248V178H249ZM16 178H18V176H16L15 179H14V177H13V180H14V181H10V183H11V182H15L16 180L18 181V179H16ZM147 178H148V177H147ZM156 178H157V177H156ZM206 178L208 179V177H206ZM215 178H216V177H215ZM215 178H214V180H215ZM220 178H221V177H220ZM223 178H224V177H223ZM229 178H230V177H229ZM235 178H237V177H235ZM242 178H243V177H242ZM245 178H247V177H245ZM245 178H243V179H245ZM250 178H251V177H250ZM19 179H21V178H19ZM149 179H150V178H149ZM201 179H202V178H201ZM203 179H204V178H203ZM226 179H227V178H226ZM237 179H238V178H237ZM237 179H236V180H237ZM251 179H253V178H251ZM251 179H250V180H251ZM10 180H11V179H10ZM31 180H32V179H31ZM154 180H155V179H154ZM163 180H165V179H163ZM220 180H221V179H220ZM228 180H229V179H228ZM230 180H231V178H230ZM232 180H233V179H232ZM234 180H235V179H234ZM236 180H235V182H236ZM240 180H241V178H240ZM245 180H246V179H245ZM248 180H249V179H248ZM19 181H20V180H19ZM165 181H166V180H165ZM165 181H164V182H165ZM204 181H205V180H204ZM207 181H208V180H207ZM215 181H217V180H215ZM223 181H224V180H223ZM243 181H244V180H243ZM20 182H21V183H19V185L21 184L20 186H22V184H24V183H23L22 181H20ZM149 182H150V181H149ZM217 182H218V181H217ZM226 182H230V181H226ZM231 182H234V181H231ZM245 182H246V181H245ZM252 182H254V181H252ZM29 183H31V182H29ZM32 183H33V182H32ZM147 183H148V182H147ZM212 183H214V181H213V182L211 181V182H210V185H211ZM11 184L15 186L14 188H16V185H17L18 183H17V184H16V183H15V184H14V183H11ZM11 184H10V185H11ZM155 184H156V183L153 184V187L155 186ZM161 184H163V181H161ZM161 184H160V185H161ZM206 184H208V183L206 182ZM206 184H204V185H205V186H204L205 188H206V186H207ZM214 184H215V183H214ZM222 184H223V183H222ZM227 184H229V183H227ZM233 184H234V183H233ZM233 184L230 183V185H233ZM19 185H18V187H19ZM163 185H164V184H163ZM208 185H209V184H208ZM218 185H220V183H219ZM237 185H238V184H237ZM239 185H240V184H239ZM239 185H238V186H239ZM247 185H248V184H247ZM247 185H246V186H247ZM251 185H252V184H251ZM256 185H257V187L259 188V185H258V184H256ZM256 185H255V187H256ZM213 186H214V185H212V187H213ZM223 186H224V184H223ZM0 187H3V186H0ZM24 187H25V186H23L22 188H24ZM159 187H160V186H158V183H157V187H156V188L154 187V188H155V190H157V189H159ZM162 187H163V186H161L160 188H162ZM209 187H211V186H208V189H210ZM216 187H217V185H216ZM216 187H215V188H216ZM221 187H222V186H221ZM243 187H244V185H243ZM248 187H249L248 189H250V187H253V186H248ZM255 187H254V188H255ZM257 187H256V188H257ZM19 188L21 189V187H19ZM154 188H153V190H154ZM205 188H204V190H205ZM215 188H214V189H215ZM217 188H218V187H217ZM219 188H220V187H219ZM226 188H227V185H226ZM228 188H229V187H228ZM238 188H239V187H238ZM240 188H242L241 185H240ZM254 188H252V190H253ZM212 189H213V188H212ZM245 189H246V188H245ZM1 190H2V189L0 188V191H1ZM3 190H5L4 187H3ZM17 190H18V192H19V195L17 194V195H18L17 197H19L21 191H20L18 188H17ZM17 190L14 189V190L10 193V194L13 196V198H14L15 200H16L17 197L14 196V195H16V193H17L16 191H17ZM21 190H22L24 193L27 192V191H25L24 189H21ZM33 190H34V189H33ZM147 190H148V189H147ZM160 190H161V189H160ZM160 190H158V191H160ZM162 190H164V189L162 188ZM162 190H161V191H162ZM224 190H225V189H224ZM238 190H241V189H238ZM242 190H244V189L242 188ZM71 191H73V189H72ZM164 191H165V190H164ZM219 191H220V190H219ZM219 191H217V192H219ZM222 191H223V190H222ZM1 192H2V191H1ZM3 192H5V191H3ZM3 192H2V193H3ZM23 192H21V195L23 194ZM30 192H31V191L28 192L29 195L31 194ZM34 192H36V191H34ZM140 192L143 193L142 191H140ZM148 192H150V191L148 190ZM148 192H147V193H148ZM225 192H226V191H225ZM228 192H229V190H228ZM238 192H240V191H238ZM247 192H248V191H247ZM250 192H251V191H249V193H246V190H245V193H246V194H245V195L243 196V198H242L243 201L241 200V202H244V201L247 202V206L245 205L246 207H245V206L243 207V204H244V203L241 204V203H239L240 201H238V203H239V207H240V204H241L242 207H243V209H245V210H244L245 212L248 211V208H249V207H248V205H249L248 203H249V202L251 203V201H250V196H251L252 194L249 195ZM253 192L256 193L257 190L255 189ZM141 193H140V194H141ZM147 193H145V194L143 193V196L147 195ZM151 193H153V192H151ZM165 193H166V192H165ZM207 193H208V192H207ZM209 193H210V192H209ZM209 193H208V194H209ZM214 193H215V191H214ZM222 193H223V192H222ZM229 193H230V192H229ZM233 193H235V192H233ZM251 193H252V192H251ZM33 194L35 195V193L32 192V196H34ZM156 194L158 195L159 192H157ZM208 194H207V195H208ZM223 194H224V193H223ZM241 194H244V193H240V195H241ZM2 195H3V194H2ZM2 195L0 196V198L3 197ZM6 195H7V193H6ZM6 195H4L3 199H1V200L3 201V205H4L5 203L7 204V203H8V200H9V199H8V200H5L6 197H7ZM23 195H24V194H23ZM23 195H22V196H23ZM25 195H26V194H25ZM29 195L27 194V195L25 196V198L28 197ZM138 195H139V194H138ZM148 195H149V194H148ZM151 195H152V194H151ZM157 195H156V196H157ZM163 195H164V193H163ZM224 195H225V194H224ZM229 195H230V194H229ZM229 195H228V197H229ZM236 195H237V192H236ZM236 195H235L234 197H236ZM238 195H239V194H238ZM238 195H237V196H238ZM12 196H11V197H12ZM139 196H140V195H139ZM143 196H142V197H143ZM153 196H154V193H153L152 197H153ZM156 196H155V197H156ZM209 196H211V195L209 194ZM214 196H215V195H214ZM222 196H223V195H222ZM259 196H260V195H259ZM262 196H263V194H262ZM262 196H260V197H262ZM15 197H16V198H15ZM29 197H30V196H29ZM155 197H154V198H155ZM159 197H161V195H160ZM164 197H165V195H164ZM207 197H208V196H207ZM219 197H220V196H219ZM228 197H227V198H228ZM238 197H239V196H238ZM241 197H242V195H241ZM241 197H240V198H241ZM255 197H256L255 195L252 196L253 199H254ZM260 197H259V198H260ZM22 198H23V197H22ZM22 198H21V196H20V199H21V200H22ZM35 198H36V197H35ZM126 198H127V197H126ZM128 198H129V197H128ZM140 198H141V197H140ZM146 198H147V197H146ZM154 198H153V199H154ZM161 198H162V197H161ZM213 198H214V197H213ZM227 198H226V200H227ZM231 198H232V197H231ZM231 198L229 197L230 201H231ZM236 198H237V197H236ZM14 199H12V200H14ZM20 199H19V200H20ZM23 199H24V198H23ZM28 199H29V198H28ZM32 199H34V198H32ZM143 199H144V198H143ZM143 199H141V200H143ZM163 199H164V198H163ZM165 199H166V198H165ZM224 199H225V198H224ZM232 199H234V198H232ZM237 199H239V198H237ZM237 199H236V201H235L236 203H237ZM261 199H262V198H261ZM4 200L7 201V202H5ZM34 200H35V199H34ZM34 200H33V201H34ZM134 200L136 201L137 199H134ZM208 200H209V197H208ZM208 200H207V201H208ZM211 200H212V199H211ZM226 200H224V201H226ZM257 200H258V199H257ZM257 200H256V201H257ZM259 200H260V199H259ZM262 200H264V197H263ZM17 201H18V200H17ZM17 201H16V202H17ZM25 201H26V200H25ZM33 201H32V202H33ZM127 201H128V200H127ZM135 201H134V202H135ZM212 201L214 202V199H213ZM228 201H229V200H228ZM252 201H253V200H252ZM254 201H255V199H254ZM0 202H1V201H0ZM14 202H15V201H14ZM20 202L23 203V201H20ZM20 202H19V203H20ZM28 202H29V201H28ZM137 202H138V200H137ZM233 202H234V201H233ZM260 202H261V201H260ZM1 203H2V202H1ZM10 203H13V201L10 202ZM17 203H18V202H17ZM19 203H18V205L15 203V205L19 206ZM21 203H20V205H21ZM29 203H31V201H30ZM34 203H35V201H34ZM34 203H33V204H34ZM135 203H136V202H135ZM139 203H140V202H139ZM139 203H138V204H139ZM205 203H206V202H205ZM207 203H208V202H207ZM227 203H228V202H227ZM236 203H235V204H236ZM35 204H37V203H35ZM79 204H80V203H79ZM81 204H82V203H81ZM138 204H136V205H138ZM140 204H141V203H140ZM224 204H225V202H224ZM232 204H233V203H232ZM232 204H231V205H232ZM252 204H256V202H254V203H252ZM1 205H2V204H1ZM23 205H24V203H23ZM23 205H21V206H23ZM29 205L32 206V204H29ZM206 205H208V204H205V206H206ZM209 205H210V203H209ZM214 205H215V203H214ZM231 205H229V206H231ZM257 205H258V203L256 204V206H257ZM8 206H9V205H8ZM12 206H13V205H12ZM31 206H30V207H31ZM84 206H85V205H84ZM210 206H211V205H210ZM225 206H226V205H225ZM229 206H228V207H229ZM233 206H234V204L232 205V207H233ZM256 206H255V207H256ZM260 206H261V205H259V207H260ZM6 207H7V205L5 206V208L3 207V209H6ZM32 207H33V206H32ZM35 207L37 208V206H35ZM79 207H80V206H79ZM138 207H139V206H138ZM144 207H145V206H144ZM151 207H152V209H151L150 213H149V212H146V213H145V211H144L145 214H143V217H144V215H146V214H154V213H155V211L153 210V206H151ZM207 207H208V206H207ZM207 207H206V209H207ZM237 207H238V206L236 205V207H234V210H235ZM250 207H251V206H250ZM262 207H263V206H262ZM11 208H12V207H11ZM11 208H10V209H11ZM14 208H17V207H14ZM14 208L11 209V210L14 211V212H17L16 214H18V211H20V210H19V209L17 210V209H14ZM19 208H21V210L23 209V208L20 207V206H19ZM81 208H82V205H81ZM135 208H136V206L134 205V207H133V209H132L131 211H133V210L135 211ZM142 208H143V207H142ZM214 208H215V207H214ZM253 208H254V207H253ZM1 209H2V208H1ZM25 209H26V208H25ZM37 209H38V208H37ZM83 209H85V208H82V210H83ZM140 209H141V208H140ZM140 209L138 210V212L141 211ZM225 209H226V208H225ZM227 209H228V208H227ZM230 209H231V208H230ZM239 209H240V208H239ZM239 209H238V210H239ZM241 209H242V208H241ZM263 209H264V207H263ZM263 209H262V210H263ZM15 210H16V211H15ZM23 210H24V209H23ZM26 210H28V209H26ZM31 210H32V209H29V211H31ZM144 210H145V209H144ZM147 210L149 211V209H147ZM147 210H146V211H147ZM217 210H218V209H217ZM220 210L223 211V208H222V209L220 208ZM220 210H219L218 212H221ZM252 210H253V209H252ZM260 210H261V208H260ZM260 210H259V211H260ZM2 211H3V210H1V212H2ZM8 211H9V210H8ZM8 211H7V212H8ZM24 211H25V210H24ZM224 211H225V210H224ZM249 211H250V208H249ZM249 211H248V212H249ZM10 212H11V211H10ZM20 212H22V211H20ZM26 212H28V211H25V212L22 213V215H23V216H22V219L27 217V215H25ZM135 212H136V211H135ZM142 212H143V211H142ZM205 212H206V211H205ZM225 212H226V211H225ZM231 212H232V211H231ZM233 212H234V211H233ZM245 212L242 213V214H245ZM8 213H9V212H8ZM24 213H25V214H24ZM131 213H132V212H131ZM186 213H187V212H186ZM195 213H197V212L195 211ZM207 213L209 214V212H207ZM237 213H240V211H237ZM237 213H235V214H237ZM263 213H264V212H263ZM4 214H5V212H4ZM11 214H12V212H11ZM16 214H12V215L15 216ZM27 214L30 215L29 212H28ZM32 214H33V212H32ZM34 214H36V213H34ZM188 214H189V213H188ZM190 214H191V212H190ZM204 214H205V213H204ZM223 214H225V213H223ZM230 214H231V213H230ZM240 214H241V213H240ZM252 214H253V213H252ZM5 215H6V214H5ZM8 215H9V214L6 215V218H7ZM12 215H10V216L12 217ZM20 215H21V214H20ZM20 215H19V216H20ZM24 215H25L26 217H24ZM130 215H131V214H130ZM130 215H129V216H130ZM17 216H18V215H17ZM129 216H128V217H129ZM132 216H133V215H132ZM134 216H137L136 213L134 214ZM138 216H139V215H138ZM3 217H4V216H3ZM130 217H131V216H130ZM140 217H141V216H140ZM6 218H5V219H6ZM15 218H17V217H15ZM15 218L13 219V217H12V220H11L10 222L13 221L14 223H16L17 220H20V218L18 217L17 220H16V222H15V221H14ZM28 218H30V217H27L26 219H24V221L22 220V221H23V224L25 223V225H26V224L28 223V221H30ZM210 218H211V217H210ZM8 219H9V216H8ZM10 219H11V218H10ZM10 219H9V220H10ZM30 219H31V218H30ZM212 219H213V218H212ZM26 220H27V222H25ZM31 220H32V219H31ZM35 220H36V218H35ZM3 221H4V220H3ZM37 221H38V220H37ZM37 221H36V222H37ZM257 221H258V220H257ZM257 221H256V222H257ZM10 222H8V223H10ZM30 222H33V221H30ZM30 222H29V223H30ZM4 223H5V222H4ZM17 223L20 224L19 222H17ZM207 223H209V222H207ZM207 223H206V224H207ZM1 224H2V222H1ZM10 224L12 225V223H10ZM10 224H9V225H10ZM18 224H17V225H18ZM34 224H35L34 222H33V225L30 223V225H32V227L35 228V227L37 226L38 222H37L35 225H34ZM41 224H42V223H41ZM209 224H210V223H209ZM256 224H257V223H256ZM3 225H5V224H3ZM14 225H15V224H14ZM17 225H16V226H17ZM25 225H19V226H24V227H25V230H24V231H27V234H28V230H27L28 228L26 229V227H30V228H32V227H31L30 225H28V226H27V225L25 226ZM44 225H45V224H44ZM5 226H6V225H5ZM7 226H8V224H7ZM19 226H18L19 231H20V229L23 230V228H21V227H19ZM38 226H39V225H38ZM42 226H43V225H42ZM206 226L209 227L208 224H207ZM206 226H205V227H206ZM8 227H9V226H8ZM6 228H7V227H6ZM201 228H202V227H201ZM2 229H3V228H2ZM9 229H12V228H9ZM9 229L7 228L8 233H9V231H10ZM15 229H16V227H15ZM38 229H39V228H38ZM38 229H36V230L38 231ZM40 229H41V231H40V232H41L40 235H42V236L40 237V235L37 234L38 232L36 233L37 235H39V237L37 236L38 238H36V241H37V239H39V238H41V239L43 238L42 240H44V244H43V243L41 242L42 240L39 239V243H38V244H40V243L42 244V245L40 244V245H41V249L39 248L40 245H38L39 247H37V245H36V247L39 248V249L41 250V252H42V255L39 254V255L41 256V258H40V259H41V263H40V264H54V262H58V264H63L62 262H63V261H66V259H67V256H66L67 254L64 253V252H62L61 254H63V255H61V254L59 253V252H61L60 249H61L62 247L60 248V246H58V244H57L55 241H54V243H53V241H52L51 238H54V237L49 236V235H51V234H49V232H48L49 229H48V230H45L44 227H42V228H40ZM13 230H14V229H13ZM13 230H12V233L14 234L15 231H13ZM29 230H30V229H29ZM32 230H33V229H32ZM201 230H202V229H201ZM5 231H6V230H5V228H4V229H3L4 236L2 235L3 238H4L5 236H7V235H8V236L11 235V234H10L11 232H10L9 234L6 235ZM16 231H17V229H16ZM24 231H22L21 233L23 234ZM30 232H31V231H30ZM35 232H36V231H35ZM198 232H199V231H198ZM15 233H16V232H15ZM18 233H19V232H18ZM195 233H196V231H195ZM19 234H20V233H19ZM196 234H197V233H196ZM23 235H24V237H26V236H25V235H26V232H25V234H23ZM177 235H178V234H177ZM8 236L6 237V239L9 238ZM13 236H14V235H13ZM29 236H31V235H28L27 238H28ZM143 236H144V235H143ZM10 237H11V236H10ZM179 237H180V234H179L178 238H179ZM182 237H183V236L181 235V237H180V238H181V239H180L181 241H182ZM185 237H186V235L184 236V239H185ZM193 237H194V234L191 233V234L187 235L186 240L192 239ZM3 238H2V240H3ZM21 238H22L21 236H20V238H19L18 235H17V237L15 236V237L11 238V240H12V239H14V240H15V239H19V241L21 242V250H22L23 253L28 252L27 250H30V249L32 250V248L37 249V248L35 247V245H34V244H35V241H34L33 239H31V240H33L34 242L32 241V242L30 243L31 240H30L29 238H28V240H30L29 242H28L27 238H26V239H25V238L21 239ZM30 238H31V237H30ZM145 238H146V237H144V239H145ZM187 238H188V239H187ZM141 239H142V238H141ZM149 239H150V237L147 238V240H149ZM184 239H183V242H185ZM53 240H54V239H53ZM55 240H56V237H55ZM142 240H143V239H142ZM7 241H9V240H7ZM19 241H18V242H19ZM145 241H146V240H145ZM190 241H192V240H190ZM2 242H3V241H2ZM11 242H12V241H11ZM57 242L60 244V242L58 241V239H57ZM186 242H187V241H186ZM3 243H4V242H3ZM177 243H178V242H177ZM6 244H7V243H6ZM6 244L4 243V244H2V245L5 246ZM30 244H31L32 246L29 247ZM182 244H183V243H182ZM182 244H180V246H181ZM13 245H15V247L17 246L16 244H12V246H13ZM177 245H178V244H177ZM177 245H175V246H176V249H179L180 246H178V247H179V248H178ZM4 246H2V247H4ZM12 246L9 245V246H6V247H12ZM18 246H19V245H18ZM2 247H1V245H0V248H1V249H3ZM6 247H5V249H6ZM15 247L13 246L12 248L15 249ZM19 247H20V246H19ZM31 247H32V248H31ZM183 248H184V246H183ZM9 249H10V248H9ZM9 249H8V250H9ZM14 249H13V250H14ZM174 249H175V248H174ZM13 250H12V251H13ZM18 250H19V249H18ZM31 250H30V251H31ZM61 250H63V249H61ZM3 251H4V253H5L6 256H7V255L9 256V254L6 253L5 250H3ZM3 251H0V254H1V252H3ZM35 251H37V250H35ZM13 252H14V251H13ZM38 252H39V251H38ZM168 252H169V251H168ZM168 252H166V253H168ZM9 253H12V252H9ZM15 253H17V252H15ZM23 253H21L20 256H21ZM31 253H32V251H31ZM39 253H40V252H39ZM169 253L171 254V252H169ZM17 254H19V253H17ZM33 254H34V253H33ZM37 254H38V253H37ZM59 254H60V255H59ZM64 254H65V255H64ZM161 254H162V253H161ZM5 255H4V257H5ZM15 255H16V254H15ZM24 255H25V254H24ZM24 255H23V257H24ZM26 255H27V254H26ZM28 255H30V253H28ZM28 255H27V256H28ZM35 255H36V254H34V257H35ZM157 255H158V254H157ZM159 255H160V254H159ZM163 255H164V256H163ZM163 255H161V256L164 257V258H165V256H167V254H166V255L163 254ZM168 255H169V254H168ZM27 256H26V257H27ZM161 256H159V257H161ZM169 256H170V255H169ZM10 257H11V254H10ZM13 257H14V256H13ZM16 257H17V259H18V256H15V258H16ZM32 257H33V255H32ZM36 257H37V256H36ZM157 257H158V256H157ZM219 257H221V256H219ZM5 258H6V257H5ZM5 258H4V260H7V259H5ZM24 258H25V257H24ZM29 258H31V257L29 256ZM166 258H168V257H166ZM169 258H170V257H169ZM0 259H3V257H2V258L0 257ZM8 259H10V258H8ZM11 259H12V258H11ZM13 259H14V258H13ZM13 259H12V260H13ZM21 259H22V257H21ZM27 259H28V258H27ZM27 259H25V261H26ZM37 259H38V257H37ZM151 259H152V257H151ZM151 259H150V260H151ZM23 260H24V259H23ZM23 260H22V261L20 260V262H23ZM150 260H149V262H151ZM159 260H160V259H159ZM167 260H168V259H167ZM9 261H10V260H9ZM27 261H28L27 264H30L29 259H28ZM33 261H35V259H34V260H31L32 263H33ZM38 261H39V260H38ZM162 261H165V260H162ZM3 262H5V261H3ZM3 262L1 261V263H3ZM15 262H17L16 259H15ZM18 262H19V260H18ZM39 262H40V261H39ZM66 262H68V261H66ZM149 262H148V263H149ZM152 262H153V261H152ZM155 262H156V258H155ZM155 262H154V263H155ZM157 262H158V261H157ZM1 263H0V264H1ZM7 263L9 264V262H7ZM11 263H12V261L10 262V264H11ZM13 263H14V262H13ZM23 263H24V262H23ZM32 263H31V264H32ZM64 263H65V262H64ZM154 263H153V264H154ZM161 263H163V262H161ZM19 264H20V263H19ZM55 264H57V263H55ZM67 264H70V262H68ZM151 264H152V263H151ZM155 264H156V263H155Z\"/></svg>",
	"mask_w": 264,
	"mask_h": 264
}]
</instances>
